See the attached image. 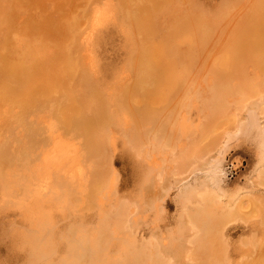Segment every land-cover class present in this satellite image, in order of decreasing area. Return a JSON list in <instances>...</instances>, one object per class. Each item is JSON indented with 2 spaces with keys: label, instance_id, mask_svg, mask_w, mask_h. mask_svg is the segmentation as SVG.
Listing matches in <instances>:
<instances>
[{
  "label": "rangeland",
  "instance_id": "rangeland-1",
  "mask_svg": "<svg viewBox=\"0 0 264 264\" xmlns=\"http://www.w3.org/2000/svg\"><path fill=\"white\" fill-rule=\"evenodd\" d=\"M130 1L131 0H126V1L125 0H121V1L120 0H109L108 3L106 1H102V0H100V3H99V1H97L96 2L97 6L100 7V5H101L100 9L103 7L107 10V12L105 11V9L103 10V8H102V10L105 12H103L102 10H99L98 13H97V11H96V13H94L95 11H93V10L90 12H87V13L81 12L77 17V24L75 27L76 29L77 28H80V29L76 30L75 28H73L72 30L74 31V34H73L72 30L63 31L64 33L63 32L61 33L60 41L57 44H54L52 46L49 45L43 50V54H42L43 56L41 55V60L31 61V63L33 62L32 64L30 63L31 66L33 67V69L31 72L29 82H30V85L32 86L31 88L32 89L36 88L37 91H34L35 93L32 90L31 93H28V94H16L14 96V99H15V101H18V102H16L17 105L14 104V105H16V107L13 105V107L11 109V110H13V113H11V116H13L11 118V120L13 121L14 118L17 119L16 117L19 116L17 114H20V113L22 114L24 108H28L29 109L28 110V125L31 124L30 126H28L27 124H18L15 122V120L13 121L15 123H12V124L17 125V127L15 125H14L15 128L12 127L13 125L7 126V124L6 125H5V123L3 124V122H4L3 120H4V118L6 119V116H4L3 112H0L2 114V115L0 114V123H2L0 125V150H1V152H0V163H1L0 164V166H1L0 171H3V172H0V185L2 186V187L0 186V264H50V263L51 264H58V263L59 264H62V263L63 264H83V263L84 264L85 263L86 264H94L95 260L99 261V263H95V264H106L108 260L110 261V263L112 261L111 264H119V261H121L122 259L124 261L126 260V263H124V261H121L120 264H123V263L124 264H132V263L133 264H227V263L228 264H264V134L262 133L263 130H261L262 129L261 126H264V111H263L264 110V69H263L264 68L263 67L264 66V64H263L264 63V27H263L264 26V24H263L264 23V13H263L264 9H262V8H264V0H262V2H260L261 0H259V1L258 0H188V1L187 0H179L180 5L176 4L178 2H176L174 4L175 7L173 6V4L165 5L161 9L162 11L161 10L158 11L154 7L155 6V0H136V1L133 0L135 2V4H134V2H132V1L130 2ZM137 1H139L140 3L139 2L137 3ZM142 1H144V2H142ZM146 1H149V3ZM193 1L195 3H193ZM121 2H123V5ZM132 3H133V5H132ZM190 3H193L192 4L193 7L190 6L191 5ZM233 3H235V4H233ZM252 4L255 5V8H253ZM131 5H132V7H131ZM186 5H187V7H184ZM197 5L199 6L198 8H197ZM222 5L225 8V10L222 7ZM230 5L232 6V8ZM126 6L128 8H126ZM167 6H168V9H166V11H165L164 8H167ZM124 7H125V13H124ZM220 7H221V10H219ZM179 8H181L182 10L181 9L179 10ZM184 8L187 9V11L189 13H187V11L184 10ZM248 8H250L251 10ZM126 9H130V11L126 10ZM136 9H137V12H136ZM148 9H150V10H148ZM174 9H177V10L174 11ZM200 9H202L203 11L202 10H201L202 12L199 11ZM154 10H155V12H154ZM167 10H171L170 11L171 14H169V11H168V15H167ZM178 10H179V12L181 11V12H184L186 14H184V13L180 14L179 12H176ZM205 10H206L207 14H206ZM197 11H198V13H197ZM219 11H220V14L218 15ZM248 11H249V13H248ZM100 12H101V14H100ZM160 12H161V15H159ZM93 13H94V15H93ZM215 13H217L216 16H219L220 19L218 17L216 18ZM136 14H138V15L136 17H134ZM172 14H174L175 16H173ZM235 14H237V15H235ZM89 15H90V17H89ZM157 15H159L158 19H157ZM230 15H233V16H230ZM81 16H82V18L80 20L79 18ZM127 16H128V18H127ZM146 16L147 17L149 16L148 18H150V19H148ZM162 16H163V18L159 19ZM169 16H170V18H169ZM176 16H178V17H176ZM213 16H215V17L213 18ZM222 16H224V17H222ZM85 17H86V19H85ZM87 17L89 18V22H87L88 21ZM95 17H97V19L93 20V19H95ZM130 17H131V19H129ZM142 17H143V19H142ZM164 17H166V19ZM174 17H176V19ZM196 17H198V19ZM136 18H138L140 20V23H142L141 24L142 27L137 25V19ZM171 18H172V20H171ZM252 18L255 20H252ZM133 19H135V20H133ZM179 19H180V22H179ZM193 19H196V20H193ZM210 19H212L211 20L213 22L212 24H211ZM221 19H222V21H221ZM231 19L233 21H231ZM159 20H161V21L159 22ZM175 20H176V24H175ZM227 20H228V22H227ZM78 21L80 23H78ZM128 21H132V22H129L132 24H129ZM181 21L182 22L183 21L184 22L191 21L193 23V26H192L193 28L185 30L184 32H182L183 34L180 31H179V34L176 33V29H177L176 27L179 23H181ZM171 22H172V25H171ZM223 22L225 23L224 25L222 24ZM158 23H162V24H158ZM208 23H210V25H208ZM215 23H218L220 25L215 24ZM244 23H245V25H244ZM156 24H158L159 26ZM167 24H168V26H167ZM202 24H204V25H202ZM249 24H252V25H249ZM126 25H128L129 27ZM132 25H133L134 29H133ZM135 25L138 28L135 27ZM149 25H150V27H149ZM151 25L153 27H151ZM155 25L158 26L159 28L157 29V27ZM211 25H213V26H211ZM227 25H229V26H227ZM146 26L149 28H147ZM206 26L208 27V29H206ZM169 27L171 29H169ZM209 27L213 28L214 30H212ZM218 27H219V29H218ZM82 28H83L84 32H83ZM136 28H137V31H136ZM222 28H224V29H222ZM124 29H125V31H124ZM153 29H154V32H153ZM168 29L170 30V32H167ZM201 29H203L204 32ZM216 29L218 30V34L215 35V33L217 32ZM250 29H252V30H250ZM253 29H254V31H253ZM140 30H142V31H140ZM221 30H223V32ZM187 31L193 32V33L187 34L188 33ZM195 31H196V33H194ZM148 32H151V33H148ZM165 32H167V33H165ZM174 32L177 35H173V34H175ZM75 33H77L76 36H75ZM203 33L205 36H203ZM211 33H212V35H211ZM139 34H141V37H140L141 39H139V36H140ZM180 34L183 36H180ZM184 34H186V36ZM190 34H192V35L190 36V38H188ZM81 35H82V37H81ZM187 35H188V37H187ZM245 35H246V38H245ZM161 37H162V39H160ZM179 37H181V38H179ZM183 37L184 38L186 37V38L184 39ZM213 37H216V38L218 37L219 40H218V38L213 39ZM76 38L79 40L77 41ZM84 38H86V39H84ZM153 38L156 39V41H154ZM158 38L160 39L159 41H161V42L158 41ZM195 38H196V40H195ZM138 39L141 40V42ZM147 39H148V41H147ZM149 39L151 41L152 40L153 41L151 42ZM177 39H178V41H176ZM248 39H249V43L246 42V41H248ZM257 39H259V41ZM214 40H216V41L214 42ZM193 41H194V43H191ZM197 41H198V43H197ZM242 41H244V42H242ZM253 41L255 43H253ZM256 41H257V43H256ZM82 42H84V43H82ZM142 42H143V44H142ZM177 42H178V45H180V44L181 45L178 46L176 44ZM185 42H188V43H185ZM221 42H223V43H221ZM259 42H261V43H259ZM70 43H71V45H70ZM158 43H160V44H158ZM165 43H168V44H165ZM205 43H206V45H205ZM229 43L232 45V47ZM246 43H248V44H246ZM144 44H145V47H143ZM146 44L149 45L150 47L147 46ZM162 44H163V46H162ZM182 44H184V45H182ZM196 44H198V48H196V46H197ZM202 44H203V46H202ZM212 44H213V47H211ZM227 44H229L230 47ZM258 44H260V45H258ZM261 44H263V45H261ZM221 45H223V46H221ZM169 46H170V48H169ZM182 46H184V47H182ZM245 46H247V47H245ZM86 47L90 51V56L88 54L89 51L87 49H85ZM162 47L164 49H165V47H167L166 48L167 50L166 49L164 50ZM217 47H218V52H217ZM225 47L228 48L227 49L228 52L225 49ZM238 47H240V48H238ZM47 48H48V50H47ZM140 48H142V49L144 48L143 51L145 49L152 51V52H150V55H152L151 57L154 60L156 58H158V59L163 58L164 59L165 55L168 57V54H169V57L168 58L166 57L164 59L165 62H163V64L161 62L163 69H162V66L159 64H156L155 68H154L153 64H150V66L152 65L150 68L149 65H146V64H149L150 62L147 61L148 63H145L146 62L145 61L143 63L144 59L141 61L140 57H139V55H141L140 53L142 52V50ZM150 48H151V50H150ZM221 48H223L224 50ZM244 48H245V50H244ZM229 49H231L230 51L232 53L229 52ZM51 50H53V51H51ZM81 50L83 51V53ZM139 50L141 52H138ZM214 50H216L215 52L219 53L220 55L218 54V56H217V53H214V55H213V53L211 51H214ZM220 50H221V52H220ZM250 50H251V52H250ZM80 51H81V53H80ZM153 51H155V53H153ZM168 51H169V53H168ZM209 51H210V54H206V52L209 53ZM233 51L239 53V55H237V56H236V54L234 55ZM240 51H241V53H240ZM164 52H166V53H164ZM172 52H175V53H173L174 55H172ZM177 52H179V53H177ZM54 53H55V55H54ZM72 53L74 55H72ZM188 53H190V54H188ZM68 54H71L72 57L75 60H77L78 63L80 64V66H78V69H81V71L80 70L79 71H80V73H82V76L85 75V73L87 72L86 75L83 76L84 77L83 79H85V78L86 79L85 80H83V79L78 80L77 84L74 83L76 81L73 80V78H72V80L69 79L68 74L64 71L63 62L66 61V59H68L67 58ZM81 54L83 56H81ZM86 54H88V55H86ZM184 54H185V56H184ZM192 54L194 57L192 56ZM147 55H149V54L147 53ZM209 55L211 57L210 59L207 58V57H209ZM228 55H229V60H227ZM190 56H192L191 58H193V59H191ZM202 56H205V57L207 56V57L204 60L205 57H202ZM212 56H214L213 57V60H215L214 62H212L213 61ZM231 56H234V57H231ZM132 57L134 58V62H133ZM195 57L197 60L195 59ZM198 57L201 58L200 61H199ZM215 57L216 58L218 57L217 59H219L220 61L223 60L222 62H224V63H222V62L217 63V59ZM220 57H221V59H220ZM235 57L237 60L235 59ZM259 57H261V58H259ZM84 58H85V60H83ZM172 58H174V59H172ZM247 58L250 60H248ZM86 59H87V61H86ZM166 59H168L169 61H171V60L173 61L175 59L176 60L174 62L171 61L170 63H168L169 66H166V64H167L166 61H168ZM207 59H208V62H207ZM186 60H188V61H186ZM194 60H196V61H194ZM209 60H211V63L209 62ZM260 60L263 61V62L261 61L262 64L260 63ZM135 61H136V63H135ZM205 61H206V63H205ZM87 62H88V64H87ZM139 62H140V65L138 66ZM245 63H247V65ZM258 63H260V64H258ZM86 64H87V67H86ZM177 64H178V67H177ZM180 64H183L182 65L183 68L180 67ZM142 65L144 67H142ZM164 65H165V68H164ZM205 65L207 66L206 68H205ZM210 65H212V66L210 67ZM221 65H222V67H221ZM240 65H243V66H240ZM258 65H259V67H258ZM42 66H46L47 68H49L46 71V72L50 73L47 75V77H45L42 73V70H41ZM235 66H237V68ZM208 67L212 68L213 70L210 69V71H209ZM217 67H219V68H217ZM142 68H147L146 72L149 69L148 74L156 72L154 74L156 76V78H162V76H163V78H166L167 75L169 74L168 79L167 78L165 79V80H167V82H172V79H173L172 84L165 82L167 84V86H166V84H164L163 89L164 88L165 89L164 90L162 89V91H165V93L163 92V94H161L162 96H160V97H162L163 101L159 102L161 100H158V103H157L158 109L160 107V109H159L160 114L158 116L161 117L163 115L167 120L165 123L162 122L163 126H162V124H160L161 121H158V124L156 121V122H154L155 124L153 125L152 124L153 122L152 121L149 122V120L148 121L143 120L142 122H140L138 119H137V121L135 120L136 115H137V117L139 116V114H137V113L140 112V110H138L136 103L140 102L141 99L145 98L144 94H142V96L140 94V92H142V91H139L138 90L139 88L136 87L137 86V80L141 74V72H140V74H138V71H145V69H142ZM167 68H168V72L166 70ZM238 68H240L241 71ZM84 69L86 70V71H84L85 73H83ZM131 69H133V70H131ZM153 69L154 70L156 69V71L153 72L152 71ZM182 69H184V70H182ZM186 69H188V71L190 73L191 72L192 73L189 75V72ZM201 69H202V72H201ZM217 69H218V71H216L215 73L218 76V78H219V75L221 78H219V79L217 78L216 80H214L216 78L215 77L216 75L214 76L215 73L213 71H215ZM260 69H262V70H260ZM181 70L185 71V72H183L185 74V76ZM205 70H207V71H205ZM94 71L96 72V74L94 73ZM132 71H135V73L133 72L134 73L133 75H135L134 77L131 74ZM162 71L164 73H166L167 75L165 76ZM177 71L179 73L181 71L182 78H181V76H179L180 74L177 73ZM221 71H223V72H221ZM230 71H232V72H230ZM208 72H210V73H208ZM172 73H174V74L176 73V74L171 75ZM220 73H222L223 75ZM137 74H138V77H137ZM196 75H198L200 77L197 76V78H196L195 77ZM66 76H68V77L66 78ZM92 76L95 79V81L92 78ZM188 76H189V78H188ZM227 76L228 77L231 76L230 79H232V80L230 81V79ZM194 77L197 80L194 81ZM222 78L224 79L223 84L228 82L227 87H224V85L221 84L223 81ZM68 79L70 81H68ZM96 79L98 80V82L96 81ZM177 79H179V80L177 81ZM220 79H221V81H219ZM243 79H244V81H243ZM188 80H189V82H188ZM204 80H205V82H204ZM261 80H262V82H261ZM80 81L82 82V84L80 83ZM93 81L95 82V84ZM174 81L175 82L177 81V84H175ZM183 81H184V84H183ZM215 81L219 85L214 84ZM178 82L180 83V85H178ZM194 82L196 84H194ZM242 82H244V84ZM245 82H246V84H248V83L251 84V86H253V88L251 86H248L249 84L246 85ZM79 83L82 85V86H80L81 88H79V86H78ZM96 83H97V86H96ZM98 83H101V84H98ZM130 83H131V85H130ZM205 83H207L206 86H205ZM61 84L63 86L68 84L67 86L71 87L72 89H75L77 86L75 91L80 90L79 91V97H80L79 107L81 109L83 107H85L82 110L85 112V113L84 112L83 113L86 115H87V113L90 115L91 111L95 110L96 106H98L96 101L98 102L99 99H102V100L104 99L103 101H106L105 102L106 104H104V105H105V112L107 115V118L105 115V119L107 120V123H106L107 126L105 125V128L100 132V134H102V136H103L102 137L100 135L101 136L100 140L101 141L105 140L106 143H105V141L100 142V146H103V148L101 147V150H100V152L102 151L101 156L103 154V157H101V160L97 161V163L99 162V165H98L99 167H96V169L94 167L95 163L92 161L94 157H90L91 155L88 153L89 149H87L88 147L91 149L90 144L92 145V143H90V141H88L86 139L84 142V139H81L78 136H76L77 133L74 132L75 130L73 128H72L73 131H71L70 128H69L70 132L68 130H67L68 132L65 131L66 128H68V127L64 128V126H63V128H62V126L59 125L55 121V117H54L53 112L49 111L50 107L52 105H54L55 103H57V101L62 98L61 89L63 86ZM257 84H259L262 87V89H261V87L258 88L259 86ZM89 85L91 87H89ZM122 85H125V86H122ZM169 85L171 87L170 90H169V88H170ZM189 85H190V87H188ZM242 85H244L245 87ZM98 86L101 89H99ZM130 86H132V87H130ZM217 86H220L222 88L217 87ZM85 87H88V88L86 89ZM123 87H126V88L122 89ZM177 87H179V88H177ZM214 87H216V89ZM242 87L243 88L249 87V88L243 89ZM82 88H83V91H81ZM194 88H195V91H194ZM206 88H208V91H210L211 94L208 91H206L207 90ZM225 88L228 91L233 88L234 91L231 90L232 92L231 91L228 92ZM229 88H231V89H229ZM256 88H258V89H256ZM85 89L87 91H85ZM121 89H122V92H121ZM184 89H185V91H184ZM241 89H243V90L241 91ZM127 90L128 91L130 90L129 91L130 93ZM132 90H133L134 95L132 94ZM134 90H137L136 92L138 94ZM174 90H175V92H174ZM191 90H192V92H191ZM212 90L214 91V93L212 92ZM216 90H218V91H216ZM224 90L226 91V93L228 95H226ZM244 90L246 93L244 92ZM248 90H250L251 92ZM97 91H99V92H97ZM178 91H180V92H178ZM205 91H206V94H205ZM83 92H86L87 94L86 93L84 94ZM134 92L136 93V96H135ZM171 92H173V93H171ZM247 92H248V94H247ZM93 93H95V95H97V94L98 95L95 96ZM106 93L108 95H106ZM124 93H126V94L124 95ZM168 93L173 94V95L175 93L176 94H175V96H173V95L171 96ZM230 93L232 95H229ZM121 94H123V95H121ZM197 94L198 95L200 94V95L198 96ZM207 94L212 95V96H209ZM102 95H104V96L102 97ZM117 95H119V96H117ZM201 95L203 96L202 98H204L203 100H201L202 98H200ZM205 95H207V96H205ZM222 95L224 97L223 99H222ZM52 96H54V97H52ZM179 96H181V97H179ZM218 96H219V99H217ZM43 97H45V98H43ZM51 97L54 99H52ZM109 97H111V98H109ZM121 97H122V99L126 97L125 99H127V100L126 101L124 99L122 100ZM137 97L139 98V101H138ZM211 97L215 101L212 100ZM247 97L250 99H248ZM135 98L137 99V101H134V100H136ZM168 98H169V100L172 99L171 101L168 100L170 103L172 102L171 103L172 109L169 112L166 111L167 109H165L164 107H162L164 109L161 108V106H163L165 99L167 100ZM45 99H46V101H45ZM51 99H52V101H51ZM174 99H176L175 102H174ZM197 100H198V102H197ZM54 101H56V102H54ZM130 101H131V103H130ZM179 101H181V103ZM243 101H245V102L243 103ZM93 102L95 103L94 106H93V104H94ZM124 102H126V104L129 103V105L128 104L127 105L132 106V108H134V104H135L136 108H134V110L135 109H137V110L136 111L133 110V112H134L133 113L131 111V109H129L130 107L129 108H127L128 106L126 107V104ZM205 102H206V105H204ZM208 102L209 103L211 102L212 104L210 103L208 105ZM222 102H225V104H227V105H225ZM21 103L23 105H21ZM39 103H40V105H39ZM45 103H47V104L50 103V104L47 105ZM176 103H177V106L175 105ZM218 103H220L222 107L224 106V109L226 107V109L223 110V109H221V107L219 108L220 104H218ZM240 103L244 105V108H240L241 106H238V104L241 105ZM130 104H132V105H130ZM179 104L182 107V108L180 107V109H179ZM82 105H83V107H82ZM123 105H124V108L126 107L128 109V112H126L127 111L126 108H125L126 111L125 112L123 111L124 110ZM187 105H188V108H187ZM193 106L196 108H194ZM183 107H184V109H183ZM207 107H208V109H207ZM15 108L16 109L18 108V109L16 110ZM209 108H211L213 111L212 110L210 111ZM19 109H21V110H19ZM137 111H139V112H137ZM209 111H210V113H208ZM14 112H15V114H14ZM93 112H94V114H96L97 108H96V111H93ZM110 112L111 113L113 112V113L108 114ZM131 112H132V114H131ZM211 112H212V114H211ZM134 114H135V116H134ZM172 114H174V115H172ZM112 115H113L114 119H116V120H114L112 118ZM131 115H133V117L135 118L134 119L135 125H138V127H140V128H138L134 125V121H132L133 118ZM174 116H176V118H174ZM124 117H125V119H124ZM129 117H131L132 119ZM212 117H215V120ZM216 119L218 121H216ZM131 121L133 123H131ZM112 122H113V124H112ZM118 122L120 124L122 122L121 126L119 125ZM33 123H34V125H33ZM108 123H109V125H108ZM141 123H143V124H141ZM148 123H150V124H148ZM167 123H169V124H167ZM115 124L119 125V127H115L114 126ZM212 124H214V127L216 129L214 127H212ZM20 125H22V127H20ZM56 125L57 126L59 125L58 128L60 130L55 127ZM206 125L208 128L205 127ZM32 126H34L33 128L36 129V131H34V129L32 130ZM40 126H41V128H43V127L45 128L44 131H43V129L40 128ZM53 126H54V128H52ZM108 126L110 129L106 128ZM209 126H211V127H209ZM135 127L137 129H135ZM200 127L201 128L203 127V129H202L203 131L201 130ZM20 129H21V131H20ZM55 129H57V130H55ZM164 129H166V130H164ZM205 129H206V131H205ZM138 130H140V131H138ZM197 130L199 131V134H198ZM26 131H27V133H26ZM58 131H59V133H58ZM60 131H62L63 133H61ZM107 131L109 133H106ZM143 131L145 133H143ZM156 131L158 133H159V131L160 132L162 131V132L158 134ZM163 131L165 132L166 135L163 134ZM38 132L40 134L42 133L44 136L42 134L40 135ZM55 132L57 134H55ZM152 132H154L155 134ZM205 132H208V133H205ZM24 133L27 135H25ZM32 133H33V135H32ZM74 133H75V135H74ZM126 133H127L128 138L126 136ZM149 133H151V134H149ZM210 133H211V135H210ZM134 134H136V135H134ZM153 134L155 137L153 136ZM11 135H12V137H11ZM14 135L19 136V137H14ZM138 135L141 137L139 138ZM167 135L169 137L166 138ZM205 135H207L209 138ZM60 136L62 138H60ZM67 136H68V138H67ZM156 136H157V138H156ZM160 136H163V137H160ZM29 137H31V138H29ZM43 137H44V139H42ZM73 137H75V138H73ZM204 137L207 138V141L205 140ZM32 138L35 140V142L33 141ZM50 138H51V140H50ZM129 138H131V139H129ZM159 138H161V139L164 138L166 140L162 141ZM29 139H30V141L32 140V142H30ZM39 139H40V141L41 140L45 141V139H46L47 142L46 141H45V143L41 142L42 144L41 143L40 144L42 146H40V144L38 143V142H40V141H38ZM226 139L228 140V142H226V147L220 153L221 154L220 155V154H218L217 148H213V146L215 144V141L218 142V146H219V144L223 143ZM19 140L21 142H19ZM59 140L61 142H64L63 144L65 146ZM81 140H82V142H81ZM145 140H146V142H145ZM154 140H156V141H154ZM158 140H159V142H157ZM51 141H52V143H51ZM67 141H69V142H67ZM71 141H72V143H71ZM129 141H130V143H129ZM134 141H136L137 144L140 146V148L143 150L141 156H139L135 152V150H132V148H131V143ZM140 141H143V142L140 143ZM29 142L32 143L33 146ZM74 142H75V144L72 146V144ZM208 142H209V144H208ZM53 143L56 146H54ZM125 143H127L128 145H126ZM2 144L4 145V147ZM45 144H48V147H45ZM29 145H30V148L32 147L31 149L29 148ZM66 145L68 147H66ZM34 146H36V150L34 149ZM38 146H39V148H37ZM71 146L74 148H72ZM7 147H8V150H7ZM54 147L56 150L54 149ZM56 147L60 149V150L58 149V152L61 154H59L57 152ZM60 147H62L63 149ZM154 147H155V149H154ZM24 148H25V150H24ZM26 148H29L30 150L29 149L27 150ZM45 148H46V150H44ZM47 148H49V149H47ZM52 149H53V151H52ZM68 149H70V150L72 149V150L69 152ZM74 149L76 150V152ZM3 150L5 152L10 150V152L12 153L14 158H12L11 161L6 160V159L4 160L3 157L1 156V154L4 153ZM61 150L63 152L65 151V152L63 153ZM25 151H27L28 153ZM38 152L41 155H38L37 154ZM53 152L57 153V154H55V155H57V157H55L56 160L53 159V157H54ZM68 152H69V154H68ZM78 152L80 154H78ZM106 152H107V154L105 155ZM26 153L28 155H26ZM29 153H30V155H29ZM46 153L49 154V156H47ZM66 153H67V155H66ZM62 154L66 155V156H64L65 158L63 156H61ZM87 154H89V155H87ZM21 155H23V157ZM43 155H44L45 159L52 158L51 160L52 161L54 160V162L52 163V161H51V163H49L50 161L47 162L48 160L44 161V159L42 158ZM104 155H105V158H104ZM204 155H206V156H204ZM37 157H41L42 160H39L40 158H38V160H37ZM58 157L59 158L61 157V158L59 159ZM86 157H90V158L86 159ZM217 157H219L218 158L219 160L217 159ZM24 158H25V160H24ZM26 158H27V160H26ZM201 158H203V159H201ZM213 158L217 159V161L219 162V165L221 167H223L224 171L226 170V168L229 165H233V170H235L232 173V175L223 174L222 181L218 182L219 184H216V185L212 184V182L210 181L209 174H208V167H209L208 162H210L211 159H213ZM65 159H66V161H65ZM83 159H84V161H83ZM89 159H91V160H89ZM105 159H107V160H105ZM94 160H95V158H94ZM55 161L57 163L61 162L60 166H59V164H56ZM44 162H46V166H51L50 164L54 165V163L56 165L50 167V172L47 171V170H49L48 167H46V171H44L45 170ZM107 162H108V164H107ZM8 163H9V165H8ZM71 163L73 165L74 164L75 165L72 166ZM10 164H11V166H10ZM78 164L82 167V169L84 168L85 170H82L81 167L78 166ZM40 165H42V166H40ZM6 166L8 167V174H10V175H7V177L9 178L10 176L13 175L12 177H10L12 179V181L10 179H7V177L5 176L7 173V167ZM69 167H70V169H69ZM4 168H6V169H4ZM20 168H21V170H20ZM102 168H104V169H102ZM89 169H92L93 171L89 170ZM51 170L54 172H52ZM58 170H59L60 174H59V172H57ZM61 170H62V172H61ZM78 170H79V172H78ZM30 171H32V173ZM82 171H85L84 172L85 174L82 173L84 176V179H81L83 177L81 174ZM259 171H260V173H259ZM16 172H19V173H16ZM20 172H21V174H20ZM46 172L48 174H52V176L55 175L56 178L58 176V178H57L58 180L56 178H54L55 180H57L58 184H56V182H54L55 180L54 181L52 180L53 177H51V179H47L48 176H50V175H47ZM77 172H78V174H77ZM99 172H101V173H99ZM24 173L29 174V175H30V173L33 174V175H31V177H33L35 174V177H33V179H32L29 175H26ZM56 174H59V175H56ZM258 174H259V176H258ZM46 175H47V177H46L47 181L44 179ZM1 176H3L4 180L1 178ZM20 176H21V178H20ZM36 176H38V177L36 178ZM77 176H78V178H77ZM86 177L87 178L90 177L89 179L91 181H88L89 179H87ZM23 178L24 179L26 178L27 180L25 179V181H24ZM64 178H67V179H64ZM101 179L103 181H101ZM7 180H9V182H7V183H9V184H10V182L12 183V185L10 184L11 186L9 184L6 185V182H4V181H7ZM18 180H19V182H18ZM49 180L51 182H49ZM66 180H67V182H66ZM77 180H79V181H77ZM81 180H83V182H81ZM14 181H16V182L14 183ZM21 181L26 182V183L21 184L23 190L19 186ZM59 181H60V183H59ZM36 182H37V184H36ZM78 182L79 183L81 182V184H79ZM98 182H100V184ZM49 183H51V184L49 185ZM85 183H89L88 184L89 186L87 184H86L87 185L86 186ZM2 184H5L6 186L2 185ZM16 184H17V187H16ZM43 184L45 185V187ZM65 184H66V186H64ZM59 185H60V187H59ZM101 185H102V187H101ZM104 185H105V187H104ZM25 186H27V187H25ZM61 186H63V187H61ZM82 186H84V187H82ZM13 187H15L16 189L15 188L13 189ZM69 187L71 188V190ZM98 187L101 188L102 190L99 189ZM3 188H6V189L8 188V190H6V191H8L9 194H7L5 190H4L5 192L3 190L1 192V189H3ZM33 188L36 190V193H35ZM83 188H85V189L83 190ZM88 188H90V189H88ZM27 189L28 190L30 189L29 190L30 192H28ZM57 189H60L61 191L58 190V191H60V192H58ZM14 190H17V191L15 192V194L13 193L15 196H12V197L13 198L15 197V198L12 199L11 195H12V192H14ZM92 190H95V191L92 192ZM23 191H25L26 193ZM55 191H57V192H55ZM83 191H84V193H83ZM3 192H4V194L1 195V193H3ZM58 193H59V199L57 198L58 195H56ZM85 193H86V195H85ZM87 193H89L90 196ZM16 194H18V195H16ZM60 194H62V195H60ZM3 195H4V197H3ZM7 195H8L10 202H9V200L7 201ZM28 196H31V198L33 197L34 200L30 199V197L28 198ZM84 196H86V197H84ZM81 197H82V199H81ZM3 198H5V199H3ZM35 198L37 199V202H36ZM20 199L22 200V202H27V204L22 203ZM39 199H41V200H39ZM3 200H5L6 202L5 201L3 202ZM52 200H54V201H52ZM73 200H74V202H73ZM13 201H15V202H13ZM18 201L21 205H24V206L21 207V205L18 203ZM29 201H30V203H29ZM55 201H56V203H55ZM71 201H72V203H71ZM11 202H13L14 205ZM34 203H36V204H34ZM3 204L7 205V206L9 204L8 208L3 206ZM30 204H31V207L29 210V206L27 208V205H30ZM119 205L120 206L122 205V207L124 206L123 207L124 212L123 211L119 212V208H120ZM15 206L17 209L15 208ZM18 206H20L21 209ZM35 206H36V208H35ZM1 207H3L4 210ZM40 207H41V209H39ZM9 208H11V209H9ZM91 208L93 211L91 210ZM38 209L41 211H39ZM195 210H196V213H195ZM21 211H22V213H24L23 215L26 217H24L23 215L21 216V214H22V213H20ZM26 211H28V212H26ZM35 212H39V213L37 214ZM43 212H45V213H43ZM109 212H111L110 216H109ZM117 212H118V214H117ZM204 212H205V214H204ZM25 213L27 215H25ZM101 213L104 214L103 217L101 216ZM105 213H106V215H105ZM201 213H202V215H201ZM28 214H30V215H28ZM31 214H33V216ZM35 214H37V215L34 216ZM44 214H45V216H44L45 219L43 220ZM49 216H51V217H49ZM104 216H106L107 222H106ZM198 216L201 218H199ZM39 217H41L42 219H40ZM101 217H102V219H104V221H102ZM214 217H216V218H214ZM25 219L26 220L28 219V220L26 221ZM197 219H199L201 222ZM193 220H194V222L196 221L195 222L196 224L193 222ZM191 221L193 222V225H190V224H192ZM210 225H212V226H210ZM191 226L196 228V230L194 228H192ZM71 227H73V228L71 229ZM198 228H199V230H198ZM13 231H14V233H13ZM69 232H71V233H69ZM109 233H110V235H108ZM195 233H197V235ZM202 233H204V234H202ZM13 234H15V235H13ZM77 235H78V237H77ZM97 235H100V236H97ZM213 236H214V238H213ZM193 239H195V240H193ZM40 242H41V244H40ZM100 246H101V248H100ZM96 250H98V251H96ZM40 251L42 253L41 256H40ZM71 252H72V255H71ZM138 252H140V254ZM35 253H38V254H35ZM43 253H44V255H43ZM103 254H104V257H102ZM131 254H133V256L136 258L138 257V259H136V258L134 259ZM36 255H37V257H36ZM49 255H50V257H49ZM38 256H40L41 259L36 260L38 258ZM152 256L155 259V261L152 258ZM126 257H127V259H126ZM148 257H150V259ZM62 258H63V260H62ZM100 258L101 259L105 258L106 263H105V259L101 260ZM89 259H90V261H89ZM75 261H76V263H75ZM78 261H79V263H78ZM100 261H101V263H100ZM109 261L107 264H110ZM193 261H194V263H193Z\"/></svg>",
  "mask_w": 264,
  "mask_h": 264
},
{
  "label": "bare ground",
  "instance_id": "bare-ground-1",
  "mask_svg": "<svg viewBox=\"0 0 264 264\" xmlns=\"http://www.w3.org/2000/svg\"><path fill=\"white\" fill-rule=\"evenodd\" d=\"M97 1H99V3H100V0H0V112H3L4 113V116H6V119L4 118V122H3V124L5 123V125L7 124V126H12L13 124L12 123H18V124H27L28 125V108H24V110H23V112H22V114L20 113V114H17V115H19V116H17L16 118L17 119H15L14 118V120H15V122H13L12 120H11V118L13 117V116H11V113H13V110H11L12 109V107H13V105L14 104H16V102H18V101H15V99H14V96L16 95V94H28V93H31V91L33 90V92L34 91H37V89L36 88H34V89H32L31 87V85H30V82H29V79H30V76H31V72H32V69H33V67L31 66V64L33 63H31V61H33V60H41V55L43 54V50L47 47V46H49V45H54V44H57L59 41H60V37H61V33L63 32V31H65V30H72L73 28H75L76 27V24H77V17H78V15L82 12V13H87V12H90V11H95L94 13H96V11H97V13L99 12V10H102V8L100 9V7H101V5H100V7L99 6H97V4H96V2ZM102 1H106L107 3H108V1L109 0H102ZM121 1V0H120ZM126 1V0H125ZM132 2H134L133 0H131ZM130 1V2H131ZM136 1V0H135ZM188 1V0H187ZM259 1V0H258ZM139 1H137V3H138ZM142 2H144V1H142ZM146 2H148L149 3V1H146ZM176 2H178V3H176ZM184 2V1H183ZM260 2H262V0L260 1ZM104 3V2H103ZM122 3V5H123V2H121ZM140 3V2H139ZM179 4L180 2H179V0H155V8L159 11V10H161L165 5H169V4H173V6H174V4ZM193 3H195L194 1H193ZM193 3H190L191 5V7H193L192 6V4ZM232 3V2H231ZM258 3V2H257ZM134 4H135V2H134ZM145 4V3H144ZM183 4V3H182ZM181 4V5H182ZM233 4H235V3H233ZM105 5V4H104ZM108 5V4H107ZM132 5H133V3H132ZM132 5H131V7H132ZM138 5V4H137ZM148 5V4H147ZM180 5V4H179ZM199 5V4H198ZM197 5V8L199 7ZM237 5V4H236ZM242 5V4H241ZM253 5V4H252ZM149 6V5H148ZM228 6V5H227ZM231 6V5H230ZM244 6V5H243ZM106 7V6H105ZM136 7V6H135ZM171 7V6H170ZM175 7V6H174ZM184 7H187V5L186 6H184ZM196 7V6H195ZM222 7H223V5H222ZM226 7V6H225ZM126 8H128L127 6H126ZM154 8V9H155ZM202 8V7H201ZM224 8V7H223ZM222 8V9H223ZM227 8V7H226ZM231 8H232V6H231ZM241 8V7H240ZM253 8H255V5H253ZM105 8H103V10H104ZM140 9V8H139ZM165 9V11H166V9H168V6H167V8H164ZM178 9V8H177ZM177 9H174V11L175 10H177ZM181 8H179V10H180ZM248 9H250V8H248ZM247 9V10H248ZM262 9H264V8H262ZM102 10V11H103ZM126 10H129L130 11V9H126ZM146 10V9H145ZM148 10H150V9H148ZM179 10L178 11H176V12H179ZM182 10V9H181ZM184 10H186L187 11V9H185L184 8ZM183 10V11H184ZM202 9H200L199 11H201ZM219 10H221V7H220V9ZM224 10H225V8H224ZM235 10V9H234ZM251 10V9H250ZM101 11V12H102ZM105 11L107 12V10L105 9ZM105 11H103V12H105ZM162 11V10H161ZM168 11H169V14H171V10H167V15H168ZM173 11V12H174ZM193 11V10H192ZM203 11V10H202ZM201 11V12H202ZM231 11V10H230ZM229 11V12H230ZM256 11V10H255ZM101 12H100V14H101ZM136 12H137V9H136ZM139 12V11H138ZM148 12V11H147ZM154 12H155V10H154ZM196 12V11H195ZM194 12V13H195ZM205 12H206V10H205ZM223 12V11H222ZM253 12V11H252ZM260 12V11H259ZM94 13H93V15H94ZM124 13H125V7H124ZM129 13V12H128ZM166 13V12H165ZM180 14L182 13H184V12H179ZM187 13H189L188 11H187ZM197 13H198V11H197ZM225 13V12H224ZM232 13V12H231ZM248 13H249V11H248ZM263 13H264V11H263ZM90 14V13H89ZM105 14V13H104ZM133 14V13H132ZM159 14V13H158ZM184 14H186V13H184ZM202 14V13H201ZM206 14H207V12H206ZM209 14V13H208ZM220 14V11L218 12V15ZM226 14V13H225ZM82 15V14H81ZM86 15V14H85ZM88 15V14H87ZM92 15V16H93ZM138 14H136L134 17H136ZM142 15V14H141ZM159 15H161V12H160V14ZM159 15H157V19H158V16ZM173 16H175L174 14H172ZM192 15V14H191ZM203 15V14H202ZM217 15V13H215V16ZM227 15V14H226ZM234 15V14H233ZM233 15H230V16H233ZM235 15H237V14H235ZM253 15V14H252ZM257 15V14H256ZM255 15V16H256ZM96 16V15H95ZM130 16V15H129ZM150 16V15H149ZM148 16V17H149ZM164 16V15H163ZM163 16L162 17H160L159 19H161V18H163ZM172 16V17H173ZM194 16V15H193ZM215 16H213V18L215 17ZM221 16V15H220ZM250 16V15H249ZM263 16V15H262ZM84 17V16H83ZM89 17H90V15H89ZM94 17V16H93ZM125 17V16H124ZM132 17V16H131ZM131 17L129 18V19H131ZM133 17V18H134ZM140 17V16H139ZM147 17V16H146ZM147 17V18H148ZM176 17H178V16H176ZM176 17H174L175 19H176ZM219 18V16H216V18ZM222 17H224V16H222ZM81 18H82V16L79 18L80 20H81ZM88 18V17H87ZM127 18H128V16H127ZM126 18V19H127ZM145 18V17H144ZM146 18V19H147ZM165 19H166V17H164ZM169 18H170V16H169ZM191 18V17H190ZM193 18V17H192ZM197 19H198V17H196ZM207 18V17H206ZM212 18V19H213ZM84 19V18H83ZM85 19H86V17H85ZM97 19V17H95V19H93V20H96ZM137 19V25L138 26H141V24L142 23H140V20L138 19V18H136ZM142 19H143V17H142ZM148 19H150V18H148ZM189 19V18H188ZM212 19H210V21L212 20ZM220 19V18H219ZM226 19V18H225ZM128 20V19H127ZM133 20H135V19H133ZM171 20H172V18H171ZM192 20V19H191ZM193 20H196V19H193ZM201 20V19H200ZM235 20V19H234ZM250 20V19H249ZM252 20H255V19H253L252 18ZM144 21V20H143ZM161 20H159V22H160ZM221 21H222V19H221ZM231 21H233L232 19H231ZM87 22H89V18H88V21ZM129 22H132V21H128V23ZM135 22V21H134ZM179 22H180V19H179ZM178 22V23H179ZM202 22V21H201ZM227 22H228V20H227ZM238 22V21H237ZM245 22V21H244ZM251 22V21H250ZM254 22V21H253ZM252 22V23H253ZM78 23H80L79 21H78ZM125 23V22H124ZM123 23V24H124ZM165 23V22H164ZM167 23V22H166ZM169 23V22H168ZM196 23V22H195ZM204 23V22H203ZM213 22L211 21V24H212ZM221 23V22H220ZM129 24H132V23H129ZM136 24V23H135ZM147 24V23H146ZM145 24V25H146ZM158 24H162V23H158ZM158 24H156V25H158ZM175 24H176V20H175ZM206 24V23H205ZM215 24H218V23H215ZM223 25L225 24L224 22L222 23ZM221 24V25H222ZM227 24V23H226ZM255 24V23H254ZM264 24V23H263ZM155 25V26H156ZM171 25H172V22H171ZM170 25V26H171ZM200 25V24H199ZM202 25H204V24H202ZM208 25H210V23H208ZM218 25H220V24H218ZM244 25H245V23H244ZM249 25H252V24H249ZM126 26H128V25H126ZM159 26V25H158ZM158 26H156L157 27V29L159 28ZM161 26V25H160ZM167 26H168V24H167ZM193 26V23L191 22V21H187V22H182L181 21V23H179L178 25H177V29H176V33H178L179 34V31L182 33V32H184L185 30H187V29H190V28H193L192 27ZM211 26H213V25H211ZM216 26V25H215ZM227 26H229V25H227ZM254 26V25H253ZM88 27V26H87ZM129 27V26H128ZM132 27H133V25H132ZM135 27H137L136 25H135ZM142 27V26H141ZM140 27V28H141ZM147 27V26H146ZM149 27H150V25H149ZM149 27H147V28H149ZM151 27H153L152 25H151ZM166 27V26H165ZM164 27V28H165ZM200 27V26H199ZM205 27V26H204ZM222 27V26H221ZM264 27V26H263ZM86 28V27H85ZM138 28V27H137ZM137 28H136V31H137ZM167 28V27H166ZM195 28V27H194ZM209 28H211V27H209ZM254 28V27H253ZM76 29V28H75ZM77 29H80V28H77ZM76 29V30H77ZM127 29V28H126ZM129 29V28H128ZM133 29H134V27H133ZM169 29H171L170 27H169ZM168 29V31L167 32H170V30ZM198 29V28H197ZM206 29H208V27L206 26ZM212 30H214L213 28H211ZM218 29H219V27H218ZM222 29H224V28H222ZM227 29V28H226ZM260 29V28H259ZM82 30H83V28H82ZM130 30V29H129ZM146 30V29H145ZM160 30V29H159ZM203 32H204V30L203 29H201ZM249 30V29H248ZM250 30H252V29H250ZM79 31V30H78ZM124 31H125V29H124ZM127 31V30H126ZM140 31H142V30H140ZM144 31V30H143ZM147 31V30H146ZM166 31V30H165ZM197 31V30H196ZM196 31L194 32V33H196ZM217 31V32H216ZM216 33H215V35L216 34H218V30L216 29ZM222 32H223V30H221ZM247 31V30H246ZM253 31H254V29H253ZM72 32H73V34H74V31L72 30ZM83 32H84V30H83ZM128 32V31H127ZM153 32H154V29H153ZM167 32H165V33H167ZM188 32V31H187ZM186 32V33H187ZM206 32V31H205ZM64 33V32H63ZM81 33V32H80ZM129 33V32H128ZM132 33V32H131ZM130 33V34H131ZM141 33V32H140ZM145 33V32H144ZM147 33V32H146ZM148 33H151V32H148ZM175 33V32H174ZM173 34V35H177V34ZM189 33H193V32H188L187 34H189ZM198 33V32H197ZM207 33V32H206ZM205 33V34H206ZM209 33V32H208ZM258 33V32H257ZM76 34L77 33H75V36H76ZM160 34V33H159ZM183 34V33H182ZM221 34V33H220ZM129 35V34H128ZM140 36H139V39H141L140 37H141V34H139ZM166 35V34H165ZM172 35V34H171ZM185 36H186V34H184ZM192 34H190L189 35V37H188V35H187V37L188 38H190V36H191ZM201 35V34H200ZM209 35V34H208ZM211 35H212V33H211ZM248 35V34H247ZM127 36V35H126ZM148 36V35H147ZM180 36H183V35H181L180 34ZM202 36V35H201ZM203 36H205L204 35V33H203ZM81 37H82V35H81ZM80 37V38H81ZM137 37V36H136ZM145 37V36H144ZM149 37V36H148ZM156 37V36H155ZM158 37V36H157ZM78 38V37H77ZM76 38V39H77ZM135 38V37H134ZM150 38V37H149ZM179 38H181V37H179ZM184 38V37H183ZM182 38V39H183ZM186 38V37H185ZM184 38V39H185ZM193 38V37H192ZM216 37H213V39H215ZM218 38V37H217ZM216 38V39H217ZM242 38V37H241ZM245 38H246V35H245ZM258 38V37H257ZM84 39H86V38H84ZM89 39V38H88ZM138 39V40H139ZM151 39V38H150ZM149 39V40H150ZM154 39V38H153ZM160 39H162V37L160 38ZM159 38H158V41L160 40ZM174 39V38H173ZM181 39V40H182ZM204 39V38H203ZM236 39V38H235ZM79 39H77V41H78ZM145 40V39H144ZM175 40V39H174ZM194 40V39H193ZM195 40H196V38H195ZM201 40V39H200ZM218 40H219V38H218ZM238 40V39H237ZM247 40V39H246ZM258 41H259V39H257ZM140 42H141V40H139ZM147 41H148V39H147ZM151 41V40H150ZM153 41V40H152ZM151 41V42H152ZM154 41H156V39H154ZM164 41V40H163ZM173 41V40H172ZM176 41H178V39L176 40ZM185 41V40H184ZM203 41V40H202ZM205 41V40H204ZM216 40H214V42H215ZM228 41V40H227ZM133 42V41H132ZM146 42V41H145ZM144 42V43H145ZM159 42H161V41H159ZM165 42V41H164ZM196 42V41H195ZM219 42V41H218ZM231 42V41H230ZM239 42V41H238ZM242 42H244V41H242ZM246 42H248L249 43V39H248V41H246ZM262 42V41H261ZM261 42H259V43H261ZM76 43V42H75ZM79 43V42H78ZM82 43H84V42H82ZM130 43V42H129ZM136 43V42H135ZM163 43V42H162ZM185 43H188V42H185ZM184 43V44H185ZM191 43H194V41L193 42H191ZM190 43V44H191ZM197 43H198V41H197ZM212 43V42H211ZM221 43H223V42H221ZM234 43V42H233ZM248 43H246V44H248ZM253 43H255L254 41H253ZM256 43H257V41H256ZM87 44V43H86ZM142 44H143V42H142ZM158 44H160V43H158ZM164 44V43H163ZM163 44H162V46H163ZM165 44H168V43H165ZM177 45H178V42L176 43ZM184 44H182V45H184ZM216 44V43H215ZM230 44V43H229ZM229 44H227L228 46H229ZM70 45H71V43H70ZM75 45V44H74ZM77 45V44H76ZM141 45V44H140ZM147 45V44H146ZM151 45V44H150ZM181 45V44H180ZM180 45H178V46H180ZM188 45V44H187ZM197 46H196V48H198V44H196ZM205 45H206V43H205ZM217 45V44H216ZM215 45V46H216ZM220 45V44H219ZM218 45V46H219ZM231 45V44H230ZM238 45V44H237ZM252 45V44H251ZM258 45H260V44H258ZM261 45H263V44H261ZM79 46V45H78ZM143 46V45H142ZM147 46H149V45H147ZM157 46V45H156ZM186 46V45H185ZM192 46V45H191ZM201 46V45H200ZM202 46H203V44H202ZM221 46H223V45H221ZM241 46V45H240ZM254 46V45H253ZM143 47H145V44H144V46ZM150 47V46H149ZM153 47V46H152ZM151 47V48H152ZM159 47V46H158ZM161 47V46H160ZM182 47H184V46H182ZM188 47V46H187ZM190 47V46H189ZM211 47H213V44H212V46ZM230 47V46H229ZM231 47H232V45H231ZM243 47V46H242ZM245 47H247V46H245ZM71 48V47H70ZM75 48V47H74ZM73 48V49H74ZM151 48H150V50H151ZM163 48V47H162ZM167 47H165V49H166ZM169 48H170V46H169ZM174 48V47H173ZM202 48V47H201ZM200 48V49H201ZM206 48V47H205ZM238 48H240V47H238ZM251 48V47H250ZM72 49V48H71ZM81 49V48H80ZM85 49H87V47L85 48ZM141 50H142V52L139 50L138 52H141L140 54L141 55H139V57H140V60L142 61L143 59H144V61H143V63L145 62V63H148V62H150L149 64H146V65H149V67L151 68V66H150V64H153V66H154V68L156 67V64H159V65H161V62H162V64H163V62H165V58L167 57L166 55H165V57H164V59L163 58H156L155 60L154 59H152V55H150V52H152V51H149V50H147V49H145L144 51H143V49L142 48H140ZM164 49V48H163ZM164 49V50H165ZM175 49V48H174ZM215 49V48H214ZM221 49H223V48H221ZM225 49L227 50L228 48H226L225 47ZM232 49V48H231ZM231 49H229V52L230 53H232L230 50ZM234 49V48H233ZM47 50H48V48H47ZM68 50V49H67ZM83 50V49H82ZM81 50V51H82ZM88 50V49H87ZM162 50V49H161ZM160 50V51H161ZM167 50V49H166ZM169 50V49H168ZM207 50V49H206ZM224 50V49H223ZM222 50V51H223ZM225 50V51H226ZM235 50V49H234ZM237 50V49H236ZM244 50H245V48H244ZM262 50V49H261ZM51 51H53V50H51ZM72 51V50H71ZM81 51H80V53H81ZM89 51V50H88ZM134 51V50H133ZM198 51V50H197ZM216 50H214V51H211L212 53H213V55H214V53H217L218 52V47H217V52H215ZM45 52V51H44ZM66 52V51H65ZM73 52V51H72ZM136 52V51H135ZM199 52V51H198ZM220 52H221V50H220ZM227 52H228V50H227ZM234 52V55L236 54V56L237 55H239V53H237V52H235V51H233ZM250 52H251V50H250ZM261 52V51H260ZM50 53V52H49ZM82 53H83V51H82ZM147 53L149 54V55H147ZM153 53H155V51H153ZM164 53H166V52H164ZM168 53H169V51H168ZM173 53H175V52H172V55H174ZM177 53H179V52H177ZM181 53V52H180ZM193 53V52H192ZM204 53V52H203ZM240 53H241V51H240ZM89 56H90V51H89ZM88 54H86V55H88ZM134 54V53H133ZM136 54V53H135ZM157 54V53H156ZM160 54V53H159ZM188 54H190V53H188ZM194 54V53H193ZM193 54H192V56H193ZM198 54V53H197ZM206 54H210V51H209V53H207L206 52ZM218 54L219 53H217V56H218ZM223 54V53H222ZM228 54V53H227ZM258 54V53H257ZM45 55V54H44ZM54 55H55V53H54ZM72 55H74L73 53H72ZM72 55L71 54H68L67 55V58L68 59H66V61H64L63 62V67H64V71L68 74V76H69V79H71L72 80V78H73V80H75L76 82H74V83H76L77 84V82H78V80H80V79H83L84 77L83 76H85L86 75V73L84 72V71H86L85 69L83 70V73H85V75H83L82 76V73H80V71H81V69H78V66H80V64L78 63V61L77 60H75L73 57H72ZM92 55V54H91ZM205 55V54H204ZM216 55V54H215ZM220 55V54H219ZM225 55V54H224ZM233 55V54H232ZM241 55V54H240ZM250 55V54H249ZM256 55V54H255ZM259 55V54H258ZM43 56V55H42ZM79 56V55H78ZM81 56H83L82 54H81ZM93 56V55H92ZM184 56H185V54H184ZM192 56H190V58L192 57ZM197 56V55H196ZM243 56V55H242ZM257 56V55H256ZM168 57H169V54H168ZM167 57V58H168ZM173 57V56H172ZM175 57V56H174ZM187 57V56H186ZM194 57V56H193ZM202 57H205V56H202ZM207 57V56H206ZM206 57L204 58V60L206 59ZM213 57L214 56H212V60H213ZM231 57H234V56H231ZM239 57V56H238ZM237 57V58H238ZM251 57V56H250ZM133 58V57H132ZM185 58V57H184ZM199 58V57H198ZM207 58H211L210 57V55H209V57H207ZM216 58V57H215ZM218 58V57H217ZM216 58V59H217ZM227 60H229V55L227 56ZM259 58H261V57H259ZM77 59V58H76ZM81 59V58H80ZM93 59V58H92ZM137 59V58H136ZM172 59H174V58H172ZM191 59H193V58H191ZM195 59H196V57H195ZM200 59L201 58H199V61H200ZM220 59H221V57H220ZM235 59H236V57H235ZM242 59V58H241ZM240 59V60H241ZM248 59V58H247ZM83 60H85V58L83 59ZM139 60V61H140ZM166 60H168V59H166ZM176 60V59H175ZM175 60H171L172 62H174ZM185 60V59H184ZM197 60V59H196ZM196 60H194V61H196ZM219 59H217V63L219 62V63H221L223 60H219ZM237 60V59H236ZM243 60V59H242ZM248 60H250V59H248ZM247 60V61H248ZM259 60V59H258ZM82 61V60H81ZM86 61H87V59H86ZM148 61V62H147ZM169 61V60H168ZM166 61L167 62V64H166V66H169L168 65V63H170L171 61ZM183 61V60H182ZM186 61H188V60H186ZM215 60H213L212 62H214ZM225 61V60H224ZM239 61V60H238ZM237 61V62H238ZM261 61L262 60H260V63H261ZM43 62V61H42ZM89 62V61H88ZM88 62H87V64H88ZM133 62H134V58H133ZM198 62V61H197ZM207 62H208V59H207ZM209 62L211 63V60H209ZM227 62V61H226ZM232 62V61H231ZM240 62V61H239ZM257 62V61H256ZM263 62V61H262ZM31 63V64H30ZM48 63V62H47ZM93 63V62H92ZM135 63H136V61H135ZM142 63V64H143ZM178 63V62H177ZM192 63V62H191ZM199 63V62H198ZM205 63H206V61H205ZM222 63H224V62H222ZM228 63V62H227ZM236 63V62H235ZM260 63H258V64H260ZM61 64V63H60ZM82 64V63H81ZM87 64H86V67H87ZM173 64V63H172ZM230 64V63H229ZM246 65H247V63H245ZM254 64V63H253ZM262 64V63H261ZM264 64V63H263ZM47 65V64H46ZM140 65V62H139V64H138V66ZM145 65V66H146ZM171 65V64H170ZM176 65V64H175ZM182 65L183 64H180V67H182ZM185 65V64H184ZM207 65V64H206ZM205 65V68L207 67ZM209 65V64H208ZM214 65V64H213ZM257 65V64H256ZM41 66V65H40ZM136 66V65H135ZM162 66V65H161ZM212 65H210V67H211ZM217 66V65H216ZM219 66V65H218ZM238 66V65H237ZM237 66H235L236 68H237ZM240 66H243V65H240ZM89 67V66H88ZM91 67V66H90ZM134 67V66H133ZM132 67V68H133ZM142 67H144L143 65H142ZM147 67V66H146ZM176 67V66H175ZM177 67H178V64H177ZM204 67V66H203ZM221 67H222V65H221ZM225 67V66H224ZM258 67H259V65H258ZM264 67V66H263ZM95 68V67H94ZM136 68V67H135ZM134 68V69H135ZM153 68V67H152ZM158 68V67H157ZM164 68H165V65H164ZM183 68V67H182ZM190 68V67H189ZM197 68V67H196ZM209 68V67H208ZM207 68V69H208ZM217 68H219V67H217ZM226 68V67H225ZM245 68V67H244ZM49 68H47L46 66H42L41 67V70H42V73H43V75L45 76V77H47V75L48 74H50L49 72H46L47 70H48ZM88 69V68H87ZM91 69V68H90ZM142 69H145V71H138V74H140V72H141V74H140V76H139V78H138V80H137V86L136 87H138L139 89V91H142V92H140V94H141V96H142V94H144L145 95V98H143V99H141V101L140 102H138V103H136V105H137V107H138V110H140V112L139 111H137V112H139V113H137V114H139V116L137 117V115H136V119L133 117V115H131L132 116V118L131 117H129V118H131L132 119V121H134V119L137 121V119L140 121V122H142L143 120H149V122L150 121H152L153 123V125L155 124L154 122H156L157 121V124H158V121H161V123L160 124H162V126H163V123L162 122H166L167 120H166V118L163 116H158L159 114H160V111H159V109H160V107H159V109H158V107H157V103H158V100H161V101H159V102H162L163 101V99H162V97H160V96H162L161 94H163V92L165 93V91H162V89H163V87H164V84H166L165 82H167V80H165L166 78L168 79V75L166 74V73H164L163 71V73H164V75L166 76L167 75V77L166 78H163V76H162V78H156V76L154 75L155 73H149L148 74V70H147V72H146V69L147 68H142ZM141 69V70H142ZM159 69V68H158ZM162 69H163V66H162ZM161 69V70H162ZM177 69V68H176ZM204 69V68H203ZM210 69H212V68H209V71H210ZM215 69V68H214ZM222 69V68H221ZM235 69V68H234ZM239 70H240V68H238ZM264 69V68H263ZM80 70V71H79ZM131 70H133V69H131ZM139 70V69H138ZM167 70V72H168V68L166 69ZM175 70V69H174ZM182 70H184V69H182ZM181 70V71H182ZM187 71H188V69H186ZM213 70V69H212ZM220 70V69H219ZM237 70V69H236ZM245 70V69H244ZM260 70H262V69H260ZM153 72L154 71H156V69L154 70H152ZM158 71V70H157ZM181 71H180V73L177 71V73H179L180 75L179 76H181L182 74H181ZM194 71V70H193ZM205 71H207V70H205ZM216 71H218V69L217 70H215V71H213L214 73L216 72ZM238 71V70H237ZM241 71V70H240ZM55 72V71H54ZM135 73V71H132V76L134 77L135 75H133L134 73ZM150 72V71H149ZM171 72V71H170ZM183 72H185V71H182V73ZM189 72V71H188ZM187 72V73H188ZM201 72H202V69H201ZM220 72V71H219ZM221 72H223V71H221ZM225 72V71H224ZM230 72H232V71H230ZM94 73L96 74V72L94 71ZM192 73V72H191ZM190 72H189V75L191 74ZM208 73H210V72H208ZM207 73V74H208ZM218 73V72H217ZM93 74V73H92ZM91 74V75H92ZM138 74H137V77H138ZM161 74V73H160ZM176 74V73H175ZM174 73H172L171 75H175ZM184 74V73H183ZM199 74V73H198ZM220 74H222V73H220ZM239 74V73H238ZM94 75V74H93ZM158 75V74H157ZM178 75V74H177ZM187 75V74H186ZM216 75V73L214 74V76ZM223 75V74H222ZM221 75V76H222ZM243 75V74H242ZM53 76V75H52ZM56 76V75H55ZM60 76V75H59ZM68 76H66V78L68 77ZM96 76V75H95ZM184 76H185V74H184ZM197 76L198 75H196L195 77L197 78ZM239 76V75H238ZM244 76V75H243ZM42 77V76H41ZM173 77V76H172ZM192 77V76H191ZM194 77V81L195 80H197L196 78ZM198 77H200V76H198ZM216 78L214 79V80H216L217 78H218V76L216 75L215 76ZM228 77V76H227ZM231 77V76H230ZM230 77H228L229 79H230ZM233 77V76H232ZM92 78H93V76H92ZM174 78V77H173ZM181 78H182V76H181ZM185 78V77H184ZM183 78V79H184ZM188 78H189V76H188ZM212 78V77H211ZM214 78V77H213ZM219 78H221L220 77V75H219ZM218 78V79H219ZM64 79V78H63ZM68 79V81H70ZM86 79V78H85ZM85 79H83V80H85ZM94 79V78H93ZM136 79V78H135ZM134 79V80H135ZM223 79V78H222ZM226 79V78H225ZM238 79V78H237ZM242 79V78H241ZM33 80V79H32ZM175 80V79H174ZM179 79H177V81H178ZM232 79H230V81H231ZM65 81V80H64ZM67 81V80H66ZM82 81V80H81ZM80 81V83L82 84V82ZM87 81V80H86ZM94 81H95V79H94ZM93 81V82H94ZM96 81L98 82V80L96 79ZM169 81V80H168ZM177 81L175 82V84H177ZM203 81V80H202ZM207 81V80H206ZM219 81H221V79L219 80ZM243 81H244V79H243ZM180 82V81H179ZM178 82V85H180V83ZM188 82H189V80H188ZM187 82V83H188ZM200 82V81H199ZM204 82H205V80H204ZM214 82V81H213ZM223 82H224V79H223V81H222V85H224V87H227V83H225V84H223ZM226 82V81H225ZM261 82H262V80H261ZM79 83V84H80ZM167 83H170V84H172L173 83V79H172V82H167ZM198 83V82H197ZM243 84H244V82H242ZM75 84V85H76ZM78 84V86H79V88H81L80 86H82L81 84L79 85ZM94 84H95V82H94ZM98 84H101V83H98ZM183 84H184V81H183ZM194 84H196L195 82H194ZM206 84L207 83H205V86H206ZM209 84V83H208ZM214 84H216V85H219V84H217V82L215 81V83ZM220 84V85H221ZM245 84H246V82H245ZM249 84V83H248ZM248 84H246V85H248ZM62 85V84H61ZM68 85V84H67ZM67 85H62L63 87H62V89H61V93H62V98L60 99V100H58L57 101V103H55L54 105H52L51 107H50V109H49V111H52L53 112V114H54V117H55V121L59 124V125H61L62 126V128H63V126H64V128H66V127H68V128H66V130L65 131H69V128L71 129V131H73L72 130V128L75 130L74 132H76L77 134H76V136H78L79 138H81V139H84V142H85V139L86 140H88V141H90V143H92V145L90 144V146H91V149L88 147L87 149H89L88 150V153L91 155L90 157H94L95 158V160H94V158H93V162L95 163V169H96V167H99L98 165H99V162L97 163V161H99V160H101V157H103V154H102V156H101V153H102V151L100 152V150H101V147L103 148V146H100V142H104L105 140H100L101 139V136H102V134H100V132L105 128V125L107 126V120L105 119V115H106V112H105V105L104 104H106L105 102L106 101H103L102 99H99L98 97V102L96 101V103L98 104V106H96V108H97V112H96V114H94V112L93 111H96V108H95V110H93V111H91V113H90V115L87 113V115L86 114H84L85 112L82 110L83 108H85V107H83V105H82V109L79 107V104H80V97H79V91H75V89L77 88V86H76V88L75 89H72L71 87H69V86H67ZM130 85H131V83H130ZM182 85V84H181ZM186 85V84H185ZM199 85V84H198ZM229 85V84H228ZM231 85V84H230ZM259 87L258 88H260L261 86L259 85V84H257ZM34 86V85H33ZM96 86H97V83H96ZM122 86H125V85H122ZM134 86V85H133ZM166 86H167V84H166ZM165 86V87H166ZM192 86V85H191ZM194 86V85H193ZM232 86V85H231ZM242 86H244V85H242ZM248 86H251V84H249ZM53 87V86H52ZM55 87V86H54ZM73 87V86H72ZM89 87H91L90 85H89ZM130 87H132V86H130ZM135 87V86H134ZM169 87H170V85H169ZM187 87V86H186ZM188 87H190V85L188 86ZM195 87V86H194ZM197 87V86H196ZM217 87H220V86H217ZM238 87V86H237ZM236 87V88H237ZM241 87V86H240ZM245 87V86H244ZM252 88H253V86H251ZM58 88V87H57ZM84 88V87H83ZM83 88L81 89V91H83ZM86 89L88 88V87H85ZM98 88H99V86H98ZM124 88H126V87H123L122 89H124ZM177 88H179V87H177ZM212 88V87H211ZM210 88V89H211ZM215 89H216V87H214ZM213 88V89H214ZM220 88H222V87H220ZM243 88V87H242ZM247 88H249V87H246V88H243V89H247ZM255 88V87H254ZM258 88H256V89H258ZM51 89V88H50ZM59 89V90H60ZM85 89V91H87ZM99 89H101V88H99ZM122 89H121V92H122ZM165 89V88H164ZM163 89V90H164ZM171 89V87L169 88V90ZM174 89V88H173ZM190 89V88H189ZM207 90L206 91H208V88H206ZM226 89V88H225ZM229 89H231V88H229ZM243 89H241V91L243 90ZM261 89H262V87H261ZM40 90V89H39ZM89 90V89H88ZM98 90V89H97ZM182 90V89H181ZM199 90V89H198ZM202 90V89H201ZM205 90V89H204ZM219 90V89H218ZM218 90H216V91H218ZM222 90V89H221ZM227 90V89H226ZM231 90H233V88L231 89ZM231 90H229V91H231ZM251 90V89H250ZM250 90H248V91H250ZM42 91V90H41ZM124 91V90H123ZM128 91V90H127ZM130 91V90H129ZM128 91V92H129ZM135 92L137 91V90H134ZM184 91H185V89H184ZM194 91H195V88H194ZM206 91H205V94H206ZM223 91V90H222ZM221 91V92H222ZM225 91V90H224ZM228 91V90H227ZM228 91V92H229ZM234 91V90H233ZM236 91V90H235ZM240 91V90H239ZM78 92V93H77ZM92 92V91H91ZM90 92V93H91ZM97 92H99V91H97ZM96 92V93H97ZM134 92V93H135ZM174 92H175V90H174ZM177 92V91H176ZM178 92H180V91H178ZM190 92V91H189ZM191 92H192V90H191ZM210 94H211V92L210 91H208ZM212 92L214 93V91L212 90ZM232 92V91H231ZM244 92H245V90H244ZM251 92V91H250ZM249 92V93H250ZM35 93V92H34ZM81 93V92H80ZM84 94L86 93V92H83ZM82 93V94H83ZM103 93V92H102ZM127 93V92H126ZM126 93H124V95L126 94ZM130 93V92H129ZM137 93V92H136ZM136 93H135V96H136ZM171 93H173V92H171ZM196 93V92H195ZM220 93V92H219ZM225 93H226V91H225ZM236 93V92H235ZM239 93V92H238ZM246 93V92H245ZM263 93V92H262ZM83 94V95H84ZM87 94V93H86ZM94 95H95V93H93ZM104 94V93H103ZM132 94H133V90H132ZM138 94V93H137ZM168 94H170V93H168ZM176 94V93H175ZM175 94L173 95V94H170L171 96L173 95V96H175ZM179 94V93H178ZM182 94V93H181ZM194 94V93H193ZM201 94V93H200ZM199 94V95H200ZM222 94V93H221ZM237 94V93H236ZM247 94H248V92H247ZM59 95V94H58ZM57 95V96H58ZM61 95V94H60ZM98 95V94H97ZM97 95H95V96H97ZM106 95H108L107 93H106ZM121 95H123V94H121ZM134 95V94H133ZM143 95V96H144ZM186 95V94H185ZM198 95V94H197ZM198 95V96H199ZM207 95H209V94H207ZM207 95H205V96H207ZM226 95H228L227 93H226ZM225 95V96H226ZM229 95H232L231 93L229 94ZM234 95V94H233ZM85 96V95H84ZM104 95H102V97H103ZM111 96V95H110ZM117 96H119V95H117ZM129 96V95H128ZM189 96V95H188ZM204 96V97H205ZM209 96H212V95H209ZM247 96V95H246ZM245 96V97H246ZM52 97H54V96H52ZM51 97V98H52ZM127 97V96H126ZM125 97V98H126ZM132 97V96H131ZM169 97V96H168ZM179 97H181V96H179ZM195 97V96H194ZM203 96L201 95V97L200 98H202ZM217 97V96H216ZM41 98V97H40ZM43 98H45V97H43ZM109 98H111V97H109ZM125 98H123L125 101L127 100V99H125ZM138 98V97H137ZM167 98V97H166ZM170 98V97H169ZM169 98L166 100L165 99V101H164V103H163V106H161V108L162 107H164L165 109H167L166 111H171V109H172V107H171V103L169 102V101H171V100H169ZM214 98V97H213ZM224 97H223V95H222V99H223ZM248 98V97H247ZM52 99H54V98H52ZM52 99H51V101H52ZM114 99V98H113ZM112 99V100H113ZM121 99H122V97H121ZM122 99V100H123ZM134 99V98H133ZM136 99V98H135ZM187 99V98H186ZM190 99V98H189ZM197 99V98H196ZM204 98H202L201 100H203ZM211 99H212V97H211ZM217 99H219V96H218V98ZM226 99V98H225ZM240 99V98H239ZM248 99H250V98H248ZM42 100V99H41ZM109 100V99H108ZM111 100V99H110ZM169 100V101H168ZM175 100L176 99H174V102H175ZM188 100V99H187ZM212 100H214V99H212ZM45 101H46V99H45ZM44 101V102H45ZM49 101V100H48ZM47 101V102H48ZM115 101V100H114ZM121 101V100H120ZM134 101H137V99L136 100H134ZM138 101H139V98H138ZM215 101V100H214ZM240 101V100H239ZM246 101V100H245ZM245 101H243V103L245 102ZM54 102H56V101H54ZM122 102V101H121ZM128 102V101H127ZM180 103H181V101H179ZM196 102V101H195ZM197 102H198V100H197ZM196 102V103H197ZM204 102V101H203ZM94 103V102H93ZM125 104H126V102H124ZM130 103H131V101H130ZM195 103V104H196ZM211 103V102H210ZM209 102H208V105L210 104ZM222 103H224L225 104V102H222ZM242 103V102H241ZM240 103V104H241ZM45 104H47V103H45ZM50 104V103H49ZM49 104H47V105H49ZM96 104V105H97ZM108 104V103H107ZM110 104V103H109ZM123 104V103H122ZM128 105H129V103H127ZM126 104V107L128 106ZM161 104V103H160ZM212 104V103H211ZM218 104H220V103H218ZM17 105V104H16ZM16 105H14L15 107H16ZM21 105H23L22 103H21ZM39 105H40V103H39ZM95 105V103L93 104V106ZM130 105H132V104H130ZM162 105V104H161ZM176 106H177V103L175 104ZM194 105V104H193ZM199 105V104H198ZM197 105V106H198ZM204 105H206V102H205V104ZM225 105H227V104H225ZM46 106V105H45ZM110 106V105H109ZM108 106V107H109ZM122 106V105H121ZM173 106V105H172ZM183 106V105H182ZM191 106V105H190ZM238 106H241L240 108H244V105L243 104H241V105H239L238 104ZM31 107V106H30ZM39 107V106H38ZM43 107V106H42ZM111 107V106H110ZM109 107V108H110ZM125 107V108H126ZM130 107V108H129ZM180 104H179V109H180ZM194 107V106H193ZM201 107V106H200ZM199 107V108H200ZM204 107V106H203ZM221 107V109H223V110H225L226 109V107H225V109H224V106L222 107L221 106V104H220V106H219V108ZM41 108V107H40ZM46 108V107H45ZM44 108V109H45ZM123 108H124V105H123ZM125 108H124V112L126 111L125 110ZM127 108H129V109H131V111L133 112V110H134V108H136L135 107V104H134V108H132V106H128ZM126 108V109H127ZM164 108H162V109H164ZM178 108V107H177ZM176 108V109H177ZM182 108V107H181ZM187 108H188V105H187ZM194 108H196V107H194ZM218 108V107H217ZM246 108V107H245ZM16 109V108H15ZM18 109V108H17ZM16 109V110H17ZM34 109V108H33ZM48 109V108H47ZM113 109V108H112ZM183 109H184V107H183ZM198 109V108H197ZM202 109V108H201ZM207 109H208V107H207ZM210 109V111L212 110L211 108H209ZM214 109V108H213ZM19 110H21V109H19ZM38 110V109H37ZM40 110V109H39ZM43 110V109H42ZM85 110V109H84ZM87 110V109H86ZM90 110V109H89ZM137 109H135L134 111H136ZM200 110V109H199ZM222 110V111H223ZM31 111V110H30ZM48 111V110H47ZM162 111V110H161ZM210 111L208 112V113H210ZM213 111V110H212ZM264 111V110H263ZM20 112V111H19ZM18 112V113H19ZM84 112V113H83ZM99 112V113H98ZM126 112H128V109H127V111ZM132 112H131V114H132ZM165 112V111H164ZM262 112V111H261ZM30 113V112H29ZM35 113V112H34ZM42 113V112H41ZM113 113V112H112ZM111 112L110 113H108V114H112ZM134 113V112H133ZM174 113V112H173ZM176 113V112H175ZM1 114V113H0ZM14 114H15V112H14ZM126 114V113H125ZM130 114V113H129ZM136 114V113H135ZM135 114H134V116H135ZM211 114H212V112H211ZM220 114V113H219ZM2 115V114H1ZM128 115V114H127ZM172 115H174V114H172ZM129 116V115H128ZM177 116V115H176ZM176 116H174V118H176ZM213 116V115H212ZM119 117V116H118ZM219 117V116H218ZM106 118H107V115H106ZM112 118L114 119V117H113V115H112ZM120 118V117H119ZM128 118V119H129ZM212 118H214V120H215V117H212ZM112 119V120H113ZM121 119V118H120ZM119 119V120H120ZM124 119H125V117H124ZM169 119V118H168ZM2 120V119H1ZM109 120V119H108ZM114 120H116V119H114ZM118 120V121H119ZM154 120V121H153ZM203 120V119H202ZM209 120V119H208ZM220 120V119H219ZM54 121V120H53ZM110 121V120H109ZM131 121V123H133ZM169 121V120H168ZM174 121V120H173ZM172 121V122H173ZM216 121H218L217 119H216ZM120 122V121H119ZM118 122V123H119ZM146 122V121H145ZM208 122V121H207ZM211 122V121H210ZM53 123V122H52ZM147 123V122H146ZM174 123V122H173ZM209 123V122H208ZM207 123V124H208ZM214 123V122H213ZM2 123H0V125H1ZM55 124V123H54ZM53 124V125H54ZM112 124H113V122H112ZM121 124H122V122H121ZM121 124L119 123V125L121 126ZM141 124H143V123H141ZM148 124H150V123H148ZM159 124V125H160ZM167 124H169V123H167ZM166 124V125H167ZM201 124V123H200ZM211 124V123H210ZM209 124V125H210ZM215 124V123H214ZM214 124H212V127H214ZM15 125V124H14ZM12 126V127H14L15 128V126L17 127V125H15V126ZM31 125V124H30ZM30 125H28V126H30ZM33 125H34V123H33ZM59 125L57 126H55L56 128H58L59 127ZM108 125H109V123H108ZM119 125H117V124H115L114 126L115 127H119ZM134 125H135V121H134ZM174 125V124H173ZM219 125V124H218ZM113 126V125H112ZM136 127H138V125H135ZM141 126V125H140ZM146 126V125H145ZM149 126V125H148ZM261 126V125H260ZM20 127H22V125H20ZM26 127V126H25ZM34 126H32V130L34 129L33 128ZM135 127V129H137ZM143 127V126H142ZM165 127V126H164ZM163 127V128H164ZM169 127V126H168ZM167 127V128H168ZM205 127H207V125L205 126ZM204 127V128H205ZM209 127H211V126H209ZM13 128V129H14ZM19 128V127H18ZM31 128V127H30ZM40 128H41V126H40ZM51 128V127H50ZM52 128H54V126L52 127ZM106 128H109V126L108 127H106ZM138 128H140V127H138ZM145 128V127H144ZM148 128V127H147ZM152 128V127H151ZM162 128V129H163ZM166 128V129H167ZM201 128V127H200ZM208 128V127H207ZM206 128V129H207ZM215 128V127H214ZM261 130H263L262 131V133L264 134V126H261ZM11 129V128H10ZM23 129V128H22ZM25 129V128H24ZM41 129H43V131H44V127L43 128H41ZM59 129V128H58ZM110 129V128H109ZM112 129V128H111ZM133 129V128H132ZM155 129V128H154ZM157 129V128H156ZM166 129H164V130H166ZM203 129V127L201 128V130ZM206 129H205V131H206ZM216 129V128H215ZM30 130V129H29ZM28 130V131H29ZM49 130V129H48ZM47 130V131H48ZM54 130V129H53ZM55 130H57V129H55ZM60 130V129H59ZM108 130V129H107ZM128 130V129H127ZM148 130V129H147ZM159 130V129H158ZM157 130V131H158ZM168 130V129H167ZM211 130V129H210ZM15 131V130H14ZM20 131H21V129H20ZM31 131V130H30ZM34 131H36V129H34ZM63 131V130H62ZM62 131H60L61 133H63ZM67 131V132H68ZM109 131V130H108ZM106 132V133H109V132ZM111 131V130H110ZM137 131V130H136ZM138 131H140V130H138ZM142 131V130H141ZM155 131V130H154ZM156 131V132H157ZM198 131V130H197ZM203 131V130H202ZM212 131V130H211ZM6 132V131H5ZM8 132V131H7ZM32 132V131H31ZM57 132V131H56ZM55 132V134H57ZM66 132V133H67ZM70 132V131H69ZM135 132V131H134ZM162 132V131H161ZM160 131H159V133H161ZM169 132V131H168ZM167 132V133H168ZM215 132V131H214ZM9 133V132H8ZM7 133V134H8ZM20 133V132H19ZM26 133H27V131H26ZM39 133V132H38ZM37 133V134H38ZM54 133V132H53ZM58 133H59V131H58ZM140 133V132H139ZM143 133H145L144 131H143ZM152 133H154V132H152ZM158 133V132H157ZM156 133V134H157ZM158 133V134H159ZM205 133H208V132H205ZM12 134V133H11ZM22 134V133H21ZM25 134V133H24ZM30 134V133H29ZM36 134V135H37ZM40 134V133H39ZM42 134V133H41ZM40 134V135H41ZM54 134V135H55ZM65 134V133H64ZM68 134V133H67ZM138 134V133H137ZM149 134H151V133H149ZM155 134V133H154ZM154 134H153V136H154ZM163 134H165V132L163 131ZM172 134V133H171ZM198 134H199V131H198ZM13 135V134H12ZM12 135H11V137H12ZM25 135H27V134H25ZM24 135V136H25ZM32 135H33V133H32ZM39 135V136H40ZM43 135V134H42ZM74 135H75V133H74ZM101 135V136H100ZM108 135V134H107ZM134 135H136V134H134ZM145 135V134H144ZM166 135V134H165ZM169 135V134H168ZM166 136V138L167 137H169V136ZM201 135V134H200ZM210 135H211V133H210ZM8 136V135H7ZM44 136V135H43ZM64 136V135H63ZM73 136V135H72ZM126 136H127V133H126ZM139 136V135H138ZM172 136V135H171ZM205 136H207V135H205ZM14 137H19V136H15L14 135ZM13 137V138H14ZM28 137V136H27ZM32 137V136H31ZM31 137H29V138H31ZM34 137V136H33ZM38 137V136H37ZM48 137V136H47ZM50 137V136H49ZM52 137V136H51ZM103 137V136H102ZM141 136H139V138H140ZM155 137V136H154ZM160 137H163V136H160ZM208 137V136H207ZM216 137V136H215ZM7 138V137H6ZM60 138H62L61 136H60ZM59 138V139H60ZM67 138H68V136H67ZM73 138H75V137H73ZM105 138V137H104ZM108 138V137H107ZM127 138H128V136H127ZM137 138V137H136ZM145 138V137H144ZM156 138H157V136H156ZM155 138V139H156ZM205 138V137H204ZM209 138V137H208ZM33 139V138H32ZM38 139V138H37ZM42 139H44V137L42 138ZM129 139H131V138H129ZM160 140H166V139H161V138H159ZM215 139V138H214ZM5 140V139H4ZM16 140V139H15ZM49 140V139H48ZM50 140H51V138H50ZM61 140V139H60ZM59 140V141H60ZM64 140V139H63ZM76 140V139H75ZM205 140L207 141V138H205ZM7 141V140H6ZM5 141V142H6ZM18 141V140H17ZM29 141H30V139H29ZM33 141L35 142V140L33 139ZM38 141H40V139L38 140ZM45 141H46V139H45ZM45 141H40V142H38L39 144L41 143V142H44L45 143ZM74 141V140H73ZM154 141H156V140H154ZM19 142H21L20 140H19ZM18 142V143H19ZM27 142V141H26ZM30 142H32V140L30 141ZM29 142V143H30ZM47 142V141H46ZM61 142V141H60ZM66 142V141H65ZM67 142H69V141H67ZM81 142H82V140H81ZM143 141H140V143H142ZM145 142H146V140H145ZM157 142H159V140L157 141ZM161 142V141H160ZM169 142V141H168ZM226 142H228V140L226 139L223 143H221V144H219V146H218V142H216L215 141V144H214V146H213V148H217V151H218V154H220L223 150H224V148L226 147ZM24 143V142H23ZM51 143H52V141H51ZM50 143V144H51ZM56 143V142H55ZM62 144L64 143V142H61ZM71 143H72V141H71ZM89 143V142H88ZM87 143V144H88ZM105 143H106V141H105ZM129 143H130V141H129ZM150 143V142H149ZM152 143V142H151ZM164 143V142H163ZM166 143V142H165ZM212 143V142H211ZM25 144V143H24ZM31 145H32V143H30ZM34 144V143H33ZM42 144V143H41ZM40 144V146H42ZM67 144V143H66ZM75 144V142L72 144V146ZM78 144V143H77ZM83 144V143H82ZM85 144V143H84ZM86 144V145H87ZM108 144V143H107ZM106 144V145H107ZM126 145H128L127 143H125ZM208 144H209V142H208ZM3 145V144H2ZM1 145V146H2ZM19 145V144H18ZM53 145L54 146H56L54 143H53ZM58 145V144H57ZM64 145V144H63ZM69 145V144H68ZM89 145V144H88ZM103 145V144H102ZM167 145V144H166ZM212 145V144H211ZM7 146V145H6ZM26 146V145H25ZM28 146V145H27ZM33 146V145H32ZM65 146V145H64ZM63 146V147H64ZM70 146V145H69ZM71 146V147H72ZM76 146V145H75ZM144 146V145H143ZM208 146V145H207ZM218 146V147H217ZM3 147H4V145H3ZM45 147H48V144H45ZM66 147H68L67 145H66ZM70 147V148H71ZM107 147V146H106ZM23 148V147H22ZM29 148H30V145H29ZM29 148H26L27 150L29 149ZM32 148V147H31ZM30 148V149H31ZM37 148H39V146L37 147ZM44 148V147H43ZM57 148V147H56ZM60 148H62V147H60ZM72 148H74V147H72ZM131 148H132V150H135V152L139 155V156H141L142 155V149L140 148V146L137 144V142L136 141H134V142H132L131 143ZM144 148V147H143ZM151 148V147H150ZM208 148V147H207ZM29 149V150H30ZM34 149L36 150V146H34ZM41 149V148H40ZM47 149H49V148H47ZM54 149H55V147H54ZM58 149L59 148H57V152H58ZM63 149V148H62ZM77 149V148H76ZM106 149V148H105ZM154 149H155V147H154ZM7 150H8V147H7ZM24 150H25V148H24ZM33 150V149H32ZM34 150V151H35ZM38 150V149H37ZM44 150H46V148L44 149ZM56 150V149H55ZM60 150V149H59ZM67 150V149H66ZM72 150V149H71ZM70 149H68V151L70 152L71 151ZM75 150V149H74ZM73 150V151H74ZM79 150V149H78ZM77 150V151H78ZM104 150V149H103ZM107 150V149H106ZM105 150V151H106ZM194 150V149H193ZM192 150V151H193ZM4 151V150H3ZM18 151V150H17ZM39 151V150H38ZM43 151V150H42ZM48 151V150H47ZM52 151H53V149H52ZM51 151V152H52ZM62 151V150H61ZM60 151V152H61ZM204 151V150H203ZM207 151V150H206ZM0 152H1V150H0ZM22 152V151H21ZM25 152H27V151H25ZM36 152V151H35ZM63 152V151H62ZM65 152V151H64ZM63 152V153H64ZM67 152V151H66ZM69 152H68V154H69ZM75 152H76V150H75ZM196 152V151H195ZM202 152V151H201ZM28 153V152H27ZM26 153V155H28ZM59 153V152H58ZM82 153V152H81ZM104 153V152H103ZM198 153V152H197ZM200 153V152H199ZM20 154V153H19ZM22 154V153H21ZM35 154V153H34ZM38 155H41V154H39V152L37 153ZM47 154V153H46ZM51 154V153H50ZM53 154H54V157H53V159L54 160H56L55 159V157H57V155H55V154H57L56 152H53ZM52 154V155H53ZM59 154H61V153H59ZM71 154V153H70ZM78 154H80L79 152H78ZM89 154H87V155H89ZM107 154V152L105 153V155ZM208 154V153H207ZM29 155H30V153H29ZM32 155V154H31ZM37 155V156H38ZM66 155H67V153H66ZM65 154H62L61 156H66ZM85 155V154H84ZM105 155H104V158H105ZM194 155V154H193ZM221 155V154H220ZM1 156L3 157V159L5 160H9V161H11V159L12 158H14L13 157V155H12V153L10 152V150L9 151H4V153H2L1 154ZM22 157H23V155H21ZM47 156H49V154H47ZM51 156V155H50ZM70 156V155H69ZM204 156H206V155H204ZM68 157V156H67ZM72 157V156H71ZM90 157H86V159L87 158H90ZM109 157V156H108ZM197 157V156H196ZM38 158H40L39 160H42L41 159V157H37V160H38ZM43 159H44V161L45 160H48L47 162H49V163H51V159L52 158H49V159H45V157H44V155H43V157H42ZM59 158V157H58ZM61 158V157H60ZM59 158V159H60ZM65 158V157H64ZM80 158V157H79ZM103 158V159H104ZM219 157H217V159H218ZM2 159V158H1ZM36 159V158H35ZM63 159V158H62ZM68 159V158H67ZM85 159V158H84ZM84 159H83V161H84ZM201 159H203V158H201ZM217 159H215V158H213V159H211V161L210 162H208V174H209V177H210V181L212 182V184L213 185H216V184H219L218 182H220V181H222V178H223V174H226V175H228V172H227V169H229V167H227L226 168V172L223 170V167H221L220 165H219V162L217 161ZM15 160V159H14ZM24 160H25V158H24ZM26 160H27V158H26ZM36 160V161H37ZM54 160L52 161V163L54 162ZM75 160V159H74ZM82 160V159H81ZM89 160H91V159H89ZM105 160H107V159H105ZM110 160V159H109ZM219 160V159H218ZM222 160V159H221ZM65 161H66V159H65ZM86 161V160H85ZM96 161V162H95ZM41 162V161H40ZM87 162V161H86ZM221 162V161H220ZM7 163V162H6ZM10 163V162H9ZM9 163H8V165H9ZM29 163V162H28ZM33 163V162H32ZM31 163V164H32ZM55 163L56 164H59V166H60V163H57L56 161H55ZM54 163V165H56ZM64 163V162H63ZM74 163V162H73ZM1 164V163H0ZM27 164V163H26ZM38 164V163H37ZM44 164H45V166H44V168H45V170L44 171H46V167H48L49 168V170H47V171H49L50 172V167H52V166H54L53 164H50L51 166H46V162H44ZM72 164V163H71ZM86 164V163H85ZM93 164V163H92ZM107 164H108V162H107ZM221 164V163H220ZM3 165V164H2ZM49 165V164H48ZM69 165V164H68ZM67 165V166H68ZM75 165V164H74ZM73 164H72V166H74ZM94 165V164H93ZM4 166V165H3ZM10 166H11V164H10ZM40 166H42V165H40ZM58 166V165H57ZM78 166H80L79 164H78ZM89 166V165H88ZM1 167V166H0ZM7 167V166H6ZM29 167V166H28ZM56 167V166H55ZM81 167V166H80ZM79 167V168H80ZM61 168V167H60ZM66 168V167H65ZM78 168V167H77ZM257 168V167H256ZM1 169V168H0ZM4 169H6V168H4ZM41 169V168H40ZM69 169H70V167H69ZM75 169V168H74ZM81 169H82V167H81ZM88 169V168H87ZM102 169H104V168H102ZM258 169V168H257ZM3 170V169H2ZM19 170V169H18ZM20 170H21V168H20ZM30 170V169H29ZM28 170V171H29ZM38 170V169H37ZM76 170V169H75ZM82 170H85L84 168L82 169ZM89 170H92V169H89ZM98 170V169H97ZM100 170V169H99ZM35 171V170H34ZM40 171V170H39ZM43 171V170H42ZM52 171V170H51ZM93 171V170H92ZM95 171V170H94ZM258 171V170H257ZM256 171V172H257ZM0 172H3V171H0ZM31 173H32V171H30ZM52 172H54V171H52ZM57 172H59V170L57 171ZM61 172H62V170H61ZM78 172H79V170H78ZM78 172H77V174H78ZM85 171H82L81 172V174L83 173V174H85L84 173ZM225 172V173H224ZM10 173V172H9ZM16 173H19V172H16ZM27 173V172H26ZM26 173H24V174H26ZM30 173V175L29 174H26V175H29L30 177H31V175H33V174H31ZM43 173V172H42ZM47 173V172H46ZM93 173V172H92ZM99 173H101V172H99ZM259 173H260V171H259ZM2 174V173H1ZM13 174V173H12ZM20 174H21V172H20ZM59 174H60V172H59ZM59 174H56V175H59ZM76 174V175H77ZM83 174H82V176H83ZM4 175V174H3ZM7 175H10V174H8V167H7V173H6V177H7ZM18 175V174H17ZM16 175V176H17ZM37 175V174H36ZM47 175H50V176H48V178L47 179H51V177H53V181L55 180L54 178H56V176L54 175V176H52V174H48L47 173ZM47 175L45 176V180H46V177H47ZM102 175V174H101ZM13 176V175H12ZM12 176H10V177H12ZM25 176V175H24ZM23 176V177H24ZM61 176V175H60ZM65 176V175H64ZM81 176V175H80ZM103 176V175H102ZM258 176H259V174H258ZM8 178L7 177V179H10L11 181H12V179L11 178ZM33 177H35V174H34V176ZM33 177H31L32 179H33ZM38 176H36V178H37ZM1 178L3 179V176H1ZM20 178H21V176H20ZM57 178H58V176H57ZM56 178V179H57ZM77 178H78V176H77ZM81 178V177H80ZM79 178V179H80ZM87 178V177H86ZM90 177H88L87 179H89ZM1 179V180H2ZM19 179V178H18ZM24 179V178H23ZM26 179V178H25ZM25 179H24V181H25ZM64 179H67V178H64ZM81 179H84V176L81 178ZM4 180V179H3ZM27 180V179H26ZM58 180V179H57ZM57 180H55L54 182H56V184H58L57 183ZM60 180V179H59ZM17 181V180H16ZM16 181H14V183L16 182ZM42 181V180H41ZM47 181V180H46ZM45 181V182H46ZM76 181V180H75ZM77 181H79V180H77ZM88 181H91L90 179L88 180ZM87 181V182H88ZM99 181V180H98ZM101 181H103L102 179H101ZM4 182H6V185H8L9 183H7V182H9V180H7V181H4ZM18 182H19V180H18ZM17 182V183H18ZM44 182V183H45ZM49 182H51L50 180H49ZM53 182V183H54ZM62 182V181H61ZM66 182H67V180H66ZM81 182H83V180H81ZM81 182L79 183V184H81ZM22 183H26V182H22L21 181V183H20V187H21V189H22V186H21V184ZM35 183V182H34ZM47 183V182H46ZM52 183V184H53ZM59 183H60V181H59ZM95 183V182H94ZM93 183V184H94ZM99 184H100V182H98ZM10 184L12 185V183L10 182ZM9 184V185H10ZM28 184V183H27ZM36 184H37V182H36ZM42 184V183H41ZM51 183H49V185H50ZM55 184V185H56ZM70 184V183H69ZM88 185L89 183H85V185ZM2 185H5V184H2ZM5 185V186H6ZM10 185V186H11ZM14 185V184H13ZM29 185V184H28ZM32 185V184H31ZM44 185V184H43ZM54 185V186H55ZM63 185V184H62ZM84 185V184H83ZM84 185V186H85ZM86 185V186H87ZM1 186V185H0ZM24 186V185H23ZM57 186V185H56ZM64 186H66V184L64 185ZM84 186H82V187H84ZM89 186V185H88ZM96 186V185H95ZM2 187V186H1ZM16 187H17V184H16ZM19 187V188H20ZM25 187H27V186H25ZM44 187H45V185H44ZM59 187H60V185H59ZM58 187V188H59ZM61 187H63V186H61ZM101 187H102V185H101ZM104 187H105V185H104ZM9 188V187H8ZM8 188L6 189V188H3V189H1V192H2V190L4 191H6V190H8ZM12 188V187H11ZM15 187H13V189H14ZM36 188V187H35ZM70 188V187H69ZM80 188V187H79ZM87 188V187H86ZM99 188V187H98ZM16 189V188H15ZM34 189V188H33ZM85 188H83V190H84ZM88 189H90V188H88ZM99 189H101V188H99ZM18 190V189H17ZM17 190H14V192H12V195H11V197L12 196H15L14 194H15V192L17 191ZM23 190V189H22ZM28 190V189H27ZM30 190V189H29ZM28 190V192H30ZM58 190H60V189H57V191ZM70 190H71V188H70ZM69 190V191H70ZM102 190V189H101ZM4 191V192H5ZM26 191V190H25ZM25 191H23V192H25ZM34 191H35V193H36V190L34 189ZM57 191H55V192H57ZM61 191V190H60ZM60 191H58V192H60ZM95 190H92V192H94ZM4 192L3 193H1V195L2 194H4ZM27 192V191H26ZM25 192V193H26ZM49 192V191H48ZM47 192V193H48ZM54 192V191H53ZM52 192V193H53ZM72 192V191H71ZM6 193L7 194H9L8 193V191H6ZM14 193V194H13ZM83 193H84V191H83ZM100 193V192H99ZM50 194V193H49ZM71 194V193H70ZM88 195H89V193H87ZM16 195H18V194H16ZM20 195V194H19ZM34 195V194H33ZM32 195V196H33ZM37 195V194H36ZM43 195V194H42ZM56 195H58L57 196V198L59 199V193L58 194H56ZM60 195H62V194H60ZM73 195V194H72ZM85 195H86V193H85ZM10 196V195H9ZM75 196V195H74ZM90 196V195H89ZM2 197V196H1ZM3 197H4V195H3ZM18 197V196H17ZM22 197V196H21ZM30 197V199H33V197L31 198V196H28V198ZM70 197V196H69ZM83 197V196H82ZM82 197H81V199H82ZM84 197H86V196H84ZM15 198V197H14ZM13 197H12V199H14ZM68 198V197H67ZM3 199H5V198H3ZM19 199V198H18ZM69 199V198H68ZM9 200V198H8V195H7V201ZM21 200V199H20ZM34 200V199H33ZM35 200H36V202H37V199L35 198ZM39 200H41V199H39ZM5 200H3V202H4ZM12 201V200H11ZM52 201H54V200H52ZM51 201V202H52ZM6 202V201H5ZM9 202H10V200H9ZM13 202H15V201H13ZM13 202H11L13 205H14V203ZM21 202H22V200H21ZM33 202V201H32ZM40 202V201H39ZM73 202H74V200H73ZM77 202V201H76ZM212 202V201H211ZM17 203V202H16ZM15 203V204H16ZM18 203H19V201H18ZM22 203H25V204H27V202H22ZM29 203H30V201H29ZM54 203V202H53ZM55 203H56V201H55ZM71 203H72V201H71ZM78 203V202H77ZM86 203V202H85ZM251 203V202H250ZM5 204V203H4ZM3 204V206H5V207H7L8 208V206H9V204H8V206L7 205H4ZM20 204V203H19ZM34 204H36V203H34ZM39 204V203H38ZM21 205V204H20ZM12 206V205H11ZM24 205H21V207H23ZM26 206V205H25ZM28 206H29V210H30V207H31V204L30 205H27V208H28ZM72 206V205H71ZM85 206V205H84ZM120 206V205H119ZM118 206V207H119ZM14 207V206H13ZM20 209H21V207L20 206H18ZM34 207V206H33ZM124 207V206H123ZM123 207H122V205L120 206V208H119V212H122L123 211ZM1 208H3V207H1ZM6 208V209H7ZM15 208H16V206H15ZM25 208V207H24ZM35 208H36V206H35ZM9 209H11V208H9ZM17 209V208H16ZM39 209H41V207L39 208ZM38 209V210H39ZM90 209V208H89ZM198 209V208H197ZM210 209V208H209ZM258 209V208H257ZM3 210H4V208H3ZM28 210V209H27ZM28 210V211H29ZM86 210V209H85ZM91 210H92V208H91ZM203 210V209H202ZM201 210V211H202ZM245 210V209H244ZM28 211H26V212H28ZM39 211H41V210H39ZM79 211V210H78ZM93 211V210H92ZM101 211V210H100ZM199 211V210H198ZM211 211V210H210ZM235 211V210H234ZM233 211V212H234ZM24 212V211H23ZM30 212V211H29ZM124 212V211H123ZM20 213H22V211L20 212ZM35 213H39V212H35ZM43 213H45V212H43ZM77 213V212H76ZM110 213L111 212H109V216H110ZM195 213H196V210H195ZM230 213V212H229ZM24 213H22L21 214V216L23 215ZM37 214H35L34 216H36ZM41 214V213H40ZM117 214H118V212H117ZM204 214H205V212H204ZM25 215H27L26 213H25ZM28 215H30V214H28ZM32 216H33V214H31ZM42 215V214H41ZM40 215V216H41ZM103 213H101V216L103 217ZM105 215H106V213H105ZM112 215V214H111ZM123 215V214H122ZM190 215V214H189ZM201 215H202V213H201ZM210 215V214H209ZM24 216V215H23ZM44 216H45V214L43 215V220L45 219L44 218ZM124 216V215H123ZM194 216V215H193ZM196 216V215H195ZM235 216V215H234ZM24 217H26V216H24ZM49 217H51V216H49ZM76 217V216H75ZM102 217H101V219H102ZM116 217V216H115ZM190 217V216H189ZM199 217V216H198ZM205 217V216H204ZM237 217V216H236ZM30 218V217H29ZM33 218V217H32ZM36 218V217H35ZM40 219H42L41 217H39ZM48 218V217H47ZM104 218H105V220H106V216H104ZM109 218V217H108ZM118 218V217H117ZM191 218V217H190ZM199 218H201V217H199ZM213 218V217H212ZM214 218H216V217H214ZM232 218V217H231ZM49 219V218H48ZM126 219V218H125ZM26 220V219H25ZM28 220V219H27ZM26 220V221H27ZM47 220V219H46ZM112 220V219H111ZM117 220V219H116ZM197 220H199V219H197ZM48 221V220H47ZM102 221H104V219H102ZM121 221V220H120ZM200 221V220H199ZM45 222V221H44ZM106 222H107V220H106ZM117 222V221H116ZM193 222H194V220H193ZM193 222L191 221V223L192 224H190V225H193ZM196 222V221H195ZM194 222V223H195ZM201 222V221H200ZM209 222V221H208ZM196 224V223H195ZM45 225V224H44ZM49 225V224H48ZM186 225V224H185ZM199 225V224H198ZM206 226V225H205ZM210 226H212V225H210ZM192 227V226H191ZM73 227H71V229H72ZM75 228V227H74ZM192 228H194V227H192ZM211 228V227H210ZM209 228V229H210ZM81 229V228H80ZM195 230H196V228H194ZM203 229V228H202ZM214 229V228H213ZM198 230H199V228H198ZM94 231V230H93ZM100 231V230H99ZM98 231V232H99ZM202 231V230H201ZM210 231V230H209ZM80 232V231H79ZM196 232V231H195ZM199 232V231H198ZM218 232V231H217ZM13 233H14V231H13ZM69 233H71V232H69ZM104 233V232H103ZM102 233V234H103ZM12 234V233H11ZM20 234V233H19ZM100 234V233H99ZM196 235H197V233H195ZM202 234H204V233H202ZM13 235H15V234H13ZM108 235H110V233L108 234ZM195 235V236H196ZM209 235V234H208ZM74 236V235H73ZM97 236H100V235H97ZM53 237V236H52ZM77 237H78V235H77ZM31 238V237H30ZM199 238V237H198ZM213 238H214V236H213ZM113 239V238H112ZM196 239V238H195ZM195 239H193V240H195ZM211 239V238H210ZM42 240V239H41ZM46 240V239H45ZM79 240V239H78ZM201 242V241H200ZM213 242V241H212ZM77 243V242H76ZM83 243V242H82ZM40 244H41V242H40ZM100 248H101V246H100ZM145 248V247H144ZM73 249V248H72ZM71 249V250H72ZM97 249V248H96ZM104 249V248H103ZM136 249V248H135ZM93 250V249H92ZM101 250V249H100ZM69 251V250H68ZM96 251H98V250H96ZM36 252V251H35ZM95 252V251H94ZM129 252V251H128ZM136 252V251H135ZM45 253V252H44ZM44 253H43V255H44ZM82 253V252H81ZM87 253V252H86ZM91 253V252H90ZM104 253V252H103ZM137 253V252H136ZM139 254H140V252H138ZM35 254H38V253H35ZM41 251H40V256H41ZM47 255V254H46ZM71 255H72V252H71ZM85 255V254H84ZM101 255V254H100ZM132 256H133V254H131ZM135 255V254H134ZM144 255V254H143ZM263 255V254H262ZM40 256H38V258L36 259V260H38V259H41L40 258ZM106 256V255H105ZM109 256V255H108ZM107 256V257H108ZM130 256V255H129ZM136 256V255H135ZM138 256V255H137ZM141 256V255H140ZM158 256V255H157ZM36 257H37V255H36ZM35 257V258H36ZM49 257H50V255H49ZM92 257V256H91ZM96 257V256H95ZM102 257H104V254H103V256ZM128 257V256H127ZM127 257H126V259H127ZM143 257V256H142ZM147 257V256H146ZM43 258V257H42ZM73 258V257H72ZM131 258V257H130ZM133 258L135 259L136 257H134L133 256ZM149 259H150V257H148ZM152 258H153V256H152ZM193 258V257H192ZM91 259V258H90ZM90 259H89V261H90ZM96 259V258H95ZM99 259V258H98ZM101 259V258H100ZM103 259V258H102ZM101 259V260H102ZM105 259V258H104ZM103 259V260H104ZM110 259V258H109ZM118 259V258H117ZM122 259V258H121ZM132 259V258H131ZM136 259H138V257L136 258ZM147 259V258H146ZM154 259V258H153ZM200 259V258H199ZM62 260H63V258H62ZM61 260V261H62ZM108 260V259H107ZM142 260V259H141ZM67 261V260H66ZM109 261V260H108ZM108 261H107V263H108ZM115 261V260H114ZM121 261H124L123 259L121 260ZM121 261H119V264L121 263ZM136 261V260H135ZM138 261V260H137ZM154 261H155V259H154ZM191 262V261H190ZM58 263V262H57ZM75 263H76V261H75ZM78 263H79V261H78ZM95 263H99V261H94V264ZM100 263H101V261H100ZM105 263H106V259H105ZM106 263V264H107ZM109 263H110V261H109ZM111 263H112V261H111ZM110 263V264H111ZM124 263H126V260L124 261ZM123 263V264H124ZM193 263H194V261H193ZM51 264V263H50ZM59 264V263H58ZM63 264V263H62ZM84 264V263H83ZM86 264V263H85ZM133 264V263H132ZM228 264V263H227Z\"/></svg>",
  "mask_w": 264,
  "mask_h": 264
},
{
  "label": "built area",
  "instance_id": "built-area-1",
  "mask_svg": "<svg viewBox=\"0 0 264 264\" xmlns=\"http://www.w3.org/2000/svg\"><path fill=\"white\" fill-rule=\"evenodd\" d=\"M228 167H229V169H227V172L229 175H232V173L235 171V170H233V165H229Z\"/></svg>",
  "mask_w": 264,
  "mask_h": 264
}]
</instances>
